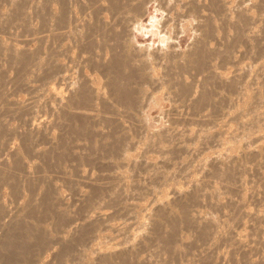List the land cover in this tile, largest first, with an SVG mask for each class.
Segmentation results:
<instances>
[{
	"label": "bare ground",
	"instance_id": "6f19581e",
	"mask_svg": "<svg viewBox=\"0 0 264 264\" xmlns=\"http://www.w3.org/2000/svg\"><path fill=\"white\" fill-rule=\"evenodd\" d=\"M8 1L10 2V0H8ZM16 1L21 2V0H16ZM34 1H36V0H34ZM58 1L59 0H57V2ZM64 1L67 2L68 0H64ZM91 1L92 0H90V1L88 0V2L91 3V12H89L90 11L89 8H88L89 10L87 9L88 12L91 14V15H89V16H91V18H87V17H83L82 16L83 18H80L79 19V18H77L76 15H75V17L74 16H71L72 15V12L74 11V10L72 11V9L70 10V11H72V12H70L71 15L70 14L67 15V12L69 11V7H70V6L67 7L68 6L67 3L69 5H70V3H69V1L67 3L64 2L65 5H67V6H64V5L62 6L61 3H63V0H60L61 3L60 2H58V3H60L59 6H62V8H61V10H58V12L56 13V14H58L60 12L59 13V16L58 15H56V16L54 15L55 17L58 16V23L56 21L54 22V23H57L58 27L57 28L55 27V30L54 31L51 30L52 33L50 31V29H52V28H50L49 31H47V32H49L51 34H46L47 33L46 32L45 33L46 35H44V30H43V33H42L43 35H41V31L42 30L40 32H39V30L38 31L36 30L37 32L40 33L39 34V37H37V32L35 30L29 29V26L30 25H28V28L26 27L27 30L29 29L30 31L28 30V32H27V30H26L25 33H22V32L21 33H18L17 32L18 34H16V33L14 34V37L17 36L20 39L22 38V40L25 41V44L26 43L29 44V42H31V41L33 42L36 39L37 40L40 39V42H41V40L44 41L48 37H51L52 40L53 39L58 40L59 41L58 45L61 46L62 45V44L60 45L61 42L65 41V40H68L69 42H68V44L64 45V48L61 47L62 49L59 48V49H61V50H59L58 49V45H57V49H56V46H55V49H53V50L56 51V52H57V50L59 52H63V51L70 52L72 50V47H74V46L80 49L79 50L80 51L79 52L80 54L79 53H78L79 55L76 54L77 55V58L74 57L73 58L74 60H72L73 61V64H74L73 67L76 66V67H79L80 68V70H79L80 71V75H78V76H73V74H71V75L69 74L68 75L66 73L61 75L59 72H58L59 73L58 74L56 71L59 70L58 68H60V67H58V65H56V64H58L59 61L56 60V59H54L55 58L54 57L55 55L53 54L54 56H52V53L50 52L51 50L49 52L51 53V56L54 57L53 58L54 61L56 60L58 62L56 64H53L54 62L51 63V61H49V59L51 57L48 58V62L47 61L44 62L42 60H38L37 59V56L40 55L39 54V51H40L39 49L40 48H38V49H35V48H32V47H31L32 49L31 48H28V47H20V48H18V47L15 46V44L12 46L13 43H11V46L9 45L10 42H9V44H6L7 41L5 40L6 41L5 42L2 39V37H1L2 32L4 30L5 31L6 30H9L12 27V26H10L11 25L10 24L11 21H13V22L15 21L16 22V20L14 19V14H15V17H16V15H18L17 17H19L20 14L21 15H24V14L27 15L26 12H28V11H26L24 13V11L23 10H20V9L25 4H27L28 2H31V1L28 0L27 3H25L23 1L22 4L24 3V5L18 3L19 4L18 5V10L14 8L17 5L16 6L13 5V8L15 10L14 9H11L12 7L9 8V9L14 10V11L8 10V13H5L4 12L5 15L0 16V31L2 30V32H0L1 33L0 34V59H4L3 62L5 61V62L8 63V66H5V67L1 66V64H0V66H1L0 67V264H117V263L118 264H159V262L164 263V264H169L171 262L170 259H173V257H171V256H173V255L174 256H177V255L178 256L187 255L186 254L187 251L184 250L185 249V246L186 247H189L191 245L192 246L197 245V246H199V248H201V250L198 253H196L197 255L194 254L193 255L194 258H192V256H191L192 259H190V260H188L186 262H182L181 263V264H195L193 262H194V259H195L196 256L199 259L202 258L203 259L202 261H204V259H206L205 260V262H206L207 260H209L208 258L211 259V256H214L215 255L214 253L217 252V249L219 250L220 247L223 248L222 244L224 246L226 245L227 246V249H225L224 254L223 253H220L219 254V255H222V254L223 255L220 257V260H218V257H217L216 259L218 261L216 263L214 262V264H264V226H262L264 224V203H262L263 204V208H261L259 210L256 209V210H253V211H247L245 213L243 212L244 213L243 215L244 216L246 215L248 217V223L243 220L245 217L243 216L244 218H242L241 217L242 215H240L238 213V210L241 209V211H243V208H246V206H248L250 203L252 204V201H253V203L255 201L257 203V201H261L262 200V202H263V200H264V199H262V198H264V172H261V170H260L261 167L264 165V142H263V144L260 143V140L263 139L262 136H264V133H263L262 136L255 135V136H252V138H249L250 140L247 139V141H249L253 146L252 147L249 146L250 147L249 148V147H247V144L249 142L247 144L245 143L246 144L245 148L247 147L248 149H246L245 153L243 154V155H245L244 158H242L243 157L242 153L244 152V150H243V152H242V150L241 151L239 150L240 153H241V156H242L241 158L242 159H245L246 156H248L247 157V160H244V161L248 162V160L250 159L249 162H251V163L248 162V163H244L243 164L242 161H241L242 164H237V163L240 162L239 159H237V160H239L238 162L236 161V158H238V157L233 158V159H235V161L233 159L232 160L231 159H228L229 161L228 160L223 161L220 157H217V153L215 154L216 157L211 158V159H208V161L211 160V162L214 164L213 161H215V158H217V159H219L218 161H221L223 164L225 162V165H223L224 167L221 166L222 168L220 167V168H217V169H215L213 171V168L211 169L210 165H208L209 163L206 162V164L210 168L208 170H211V172L213 173V177H215V180H220L221 179L222 182H224V185L223 184H220L221 185L220 187H222V185H223V188H224V186L226 185L225 190H226V188L229 189V191L230 190H233V192H232L233 194L232 195L234 196V194H237L238 197L240 195L239 193L242 194V192L240 190H243V189H246L247 190L248 189L249 190V193H250V195L248 193V195H249V199L248 200H246L248 198L247 195H246V197H247L246 199H244V198H241V199L240 198L239 199L236 198L235 199V198H233V196L231 197L228 194L229 197H227V195H226L227 198L224 199L225 200L224 202H221V201H223V200H221L222 197L220 199L218 198L219 200L216 201V199H212V194L209 193L210 192L209 191L210 188L207 187L208 190L207 189L205 190V188H204L205 185L203 186V184H201L203 188H201V190H200L199 185H198V183H199L198 181H200L199 179H201L200 177H199V179H194L193 178L191 180V183H193L192 188L194 189V190H192L193 191L192 193L194 194L193 195L194 196V199H196V197L197 198H199V197L202 198L203 200L201 201V199H200V201L201 202L204 201L203 204L209 201L211 203V205L212 204L214 205L213 207L216 206V208H214V209L217 210V211H219L218 209H220V208L217 209V207H222V208L223 207H232L233 208V209L230 208L232 210V211L230 210L231 212H229V213L227 212V216H228L229 221L227 219L226 220L221 219L220 216H219V220H217L218 216L215 215V214H213L212 213L213 212L212 210H210L212 212H206V213L203 212L204 213L203 214L202 212H200L201 209L200 210L199 209H196V208L194 209V206H193V209L196 212L192 213V210L190 209L191 207H190V204H189V202H192V200L189 201L188 198H184V197H187V196L190 198L189 195L191 193H189V190L188 189L187 190L184 189L185 190V192H184V190L180 189V186L178 187V185H177V187H176L175 186V183L176 182H175L174 183V186L176 188H174L173 189L174 191L172 192V193H174L173 194V196L175 197V198H173L174 200L172 202L171 201L169 202L170 197H169V200L168 201H167L168 198L166 199V203L164 201H163L164 202L163 203L162 201L159 200V202H162L161 203L162 204V207L166 208V210L164 208L163 209L161 208L160 213L159 214H155V215L158 216L157 218L154 216V213L155 212H153V216L156 218L155 222H151V219L152 218L154 219V217L151 214L152 218L149 219L150 221H148V223L149 222L153 223V226H152L153 230L150 229L152 233L150 234V232H149L150 230H148L149 229L148 228L147 230H148V233L149 234L147 233L148 235H145L146 234L145 233L144 236L141 235V236H143V238L141 236H137V237H141L140 239H138L136 237V234H135V233H137V232H135L136 230L134 229V232L135 233L131 231L133 228H137V229L142 228L144 226V223H145V221L143 223V220L144 219L142 221L141 220H138V219H140V217H141L140 215L141 214L138 215L140 217L137 218V220L135 218L136 216L135 217H134V215L133 216L132 215L130 216L131 211L133 212L135 209L138 208V207L136 208L135 206L136 205L138 206V204H140V203H138V204L135 205L134 202H136V201L135 200L134 201L131 200L135 196V194H134L135 192H133V191L136 190L138 192V190L137 189H134V188L137 187V186L139 188L140 184H143V183H140L139 185H135L136 184L135 182H137V180L135 181V176H137L136 175L137 173L134 171L135 169H132L131 170V171H133V173H131V172L128 171L129 174L134 175V176H131L130 175L131 176V179H130V177L129 178L125 177L121 173V171L123 173H125L123 170H121V171L120 170H117L116 172H113V171L116 170V169L114 170V163L115 164H116V162L118 163V165L117 164L115 165V168H117L116 166L122 167V165L124 164V170H125V164L127 163L125 161H127V159H130V157H132L130 155V152H129V150H131V149H129V147H128V149H125L124 152H121V151H122L123 148H125L126 145H129V146H133L134 147V146H137V144H138V141H136L135 139L133 140L131 138V135H129L130 137L128 138V132H129V130H132V128H135L133 130H137L136 128H139V129L141 128L142 129L145 126V125L143 126V123H144L143 121H145V120H143L141 118H137L135 120V118L139 116L138 114H136L138 116L135 115V118H133V116H134L135 113L132 114L130 112L124 111V110H122L120 108H117V107L114 110H112L111 112L107 111L106 110V107H101V105L104 106L105 104L109 103L111 100H110V98H108L106 96V93L104 91H102V89L100 88L101 86H96L95 85V82H98V77L95 76V75H93L90 72H87V70L83 67V63H84V65L86 67L90 66L91 68H93L94 72L98 68L97 62L99 64H103L104 63L103 67H104V69L106 70V72L108 74V78L111 77V76H113V75H115L116 74V70H115V68H116V46L117 45H121V43H119V44L116 43V32L118 31V29H119L120 26L121 27H128V29H130L131 27L133 28V26L131 24L132 23L131 20L129 19V14H127L126 11H117L116 12V2H119L120 0H93V4H92ZM128 1H130V0H128ZM177 1H179V0H177ZM186 1H188V0H185V2ZM192 1L194 2V0H192ZM192 1L186 2V3H191V6L194 4L193 6H195L194 8H196L197 5H195V3H192ZM195 1H197V0H195ZM209 1H211V0H209ZM221 1L222 2L220 4L223 3V0H221ZM230 1H232V0H229V2ZM0 2H2V1H0ZM4 2H5V0H4ZM226 2L229 3L228 0H226ZM238 2L239 3L236 4L237 6L239 4H242L241 2H243V0L242 1L241 0H238ZM262 2H263V0H262ZM12 3L14 4L15 2L12 1ZM42 3H43V1H42ZM207 3H208V1H207ZM227 3L222 4V5H224L223 7H225V5H226V7L228 8V6H230V5L228 4V6H227ZM260 3L261 2L256 3V5H254V6L252 5L250 7L253 8V7L257 6ZM2 4H3V2H2ZM15 4H17V3H15ZM41 4H39V5H41ZM185 4L183 3L182 6H184ZM196 4H197V2H196ZM201 4H202V1H201ZM201 4H200L199 7H197V8L200 9V12L198 11L199 9L197 10L199 12L198 14L200 16L202 14L201 13V11H202L201 10V8H202L201 7L202 6ZM208 4H210V3H208ZM213 4H215V3L213 2L211 4L213 6V8L211 7V9H215ZM234 4H235V2H234ZM244 4H245V1L243 2V4L241 6H244ZM262 4L264 5V3H262ZM20 5H22V7ZM29 5L30 4L25 5V6H29ZM35 5H37V4H35ZM46 5L48 6L47 3H46ZM186 5H185V8L186 7H188V8L190 7V6H188V5L186 6ZM32 6H34V5L32 4ZM44 6H45V4H44ZM44 6H40V7H42L45 10V7ZM49 6H51V5H49ZM84 6L86 7L85 4H84ZM215 6L217 7L216 4H215ZM237 6H234V8L235 7L238 8ZM0 7H1V5H0ZM38 7L36 9H38ZM40 7H39V9H41ZM65 7H67L68 9L65 8ZM87 7H88V5H87ZM89 7H90V5H89ZM223 7L222 8L220 7V8L225 11L227 8L223 9ZM49 8H50L49 10L51 11V7H49ZM52 8H53V6H52ZM205 8L207 9V6H205ZM208 8L210 9V6H208ZM218 8H217V10H214L215 12L216 11L217 12L218 11L220 12V13L218 12L219 14L217 13V16L218 15H221V12H222V10L220 11V9L218 10ZM230 8H233L232 5H231ZM230 8H229V10L227 9L229 12H230ZM244 8H245V6H244ZM22 9L25 10V8H22ZM242 9H243V7H242ZM246 9H249V7L247 6V8H245V10ZM34 10H35V8H34ZM46 10H48V8H46ZM46 10H45V12H47V14H48V11H46ZM84 10L87 11L86 8H83L82 12H84ZM236 10L238 11V9H236ZM262 10L264 11L263 8H261V11ZM35 11L37 12V10H35ZM39 11L40 10H38V12ZM177 11H178L177 16L180 15V17H183L182 15H184V17H185V15L187 13H189V14L186 15V16H190V12H186V14H185L184 13V10L183 11L180 10V12L183 13V14H181L179 12V10H177ZM210 11H208V14L210 13ZM224 11H223L222 15L225 13ZM228 11H226V12H228ZM237 11L236 12L234 11L235 14L237 13ZM261 11L260 12H257V14H254V13H251L249 11L239 10L238 13H237L238 14L237 15V18H235V19H233V17H235V16H233V17L225 16V17H230V19L229 18H226L228 20V22H227L226 19H223V18L219 19V23L221 22L220 20L223 19L224 20L223 23L226 22L225 23L226 25H230L232 27L234 26V28H233L234 30H236L235 29L236 27L238 29H241V30H237V34L240 33V32L249 31V35L248 36H247V34H243L245 36L242 35L243 36V38H242V36L240 35V37L243 40H244V37H245V40H246V41L244 40L246 42V45L244 44L245 45V48H243L242 50H240V52L243 55H247V53L248 54H251V52H252V55L253 56H251V55H248V56H251V58L249 57L250 59H252V57H253V61L255 62V65H254L253 64V61H251V64H253L255 67H251L252 65L251 66H248L246 64L245 65L243 64L244 65L243 66L244 68H243V67H241L239 65V63L242 62V61H239V59L236 60L237 57H236V59H233V60L230 59L231 61L228 59V61L230 63H232L234 61L232 64H234V63L236 64V66L234 64V67H236V68H234V70L232 72L234 74V76H232L233 78L230 75V77L232 79L231 80H227L226 79L227 82L229 81L228 83L226 82V84H227L226 85V88H227V86H228L229 83H230L229 84L230 86H228V87L229 88H233V90L230 89V91L232 90L231 92L234 91V88H235V91L234 92H237L238 90H240L239 89L240 88L239 86H238V89L236 87H237V83L242 84L241 81H245V82L246 81H249L248 84L246 82V84H247L246 87H248V85L251 82H255L256 83V82L259 81L258 79L260 77H262V80L260 79L261 80L260 83H263V80H264V78H263L264 77V60H260L261 57H259V55H258V54H260V56H261L262 54H264V51H263V49H264L263 48L264 47V15H263V11H262V13H261ZM0 12H1V10H0ZM229 12H228V14H229ZM53 13H54V10H53ZM258 13H260V14H258ZM28 14H29V16H25L26 18L27 17H30V13H28ZM50 14H49V16H50ZM208 14H206V15H208ZM228 14L225 13V15H228ZM204 15H205V12H204ZM231 15H233V13ZM243 15H245L246 18L243 17ZM196 16H198L197 13H196ZM200 16H198V18ZM205 16H204V18H205ZM212 16H214V14ZM12 17H13V19H12ZM219 17H224V16H219ZM241 17L245 19L244 22L242 21L243 19H241ZM21 18L24 19L23 16ZM21 18L20 19L17 18V19L18 20H22ZM33 19H35V18H33ZM52 19L54 21V18H52ZM81 19L83 20L82 22H80ZM26 20L24 19V21H22V22H26ZM42 20H44V19H42ZM46 20H48V19H46ZM198 20L201 21V19H198ZM204 20H206V19H203L202 18V21H204ZM215 20H217V19H215ZM200 21H198V22L201 23ZM22 22L20 21V23H22ZM49 22H50V20H49ZM208 22L209 23L207 24V20L204 21V23H206V27H208L209 24H211V23H212L211 24V26H212L213 23H214L213 22V19L210 22L209 21V18H208ZM42 23H43V21H42ZM199 23L197 24V27L199 25V28L203 27V30L206 29L205 26H201L200 27L201 24H199ZM219 23L217 22L218 26H219ZM223 23L221 22V24H223ZM227 23H229V24H227ZM15 24L16 25L17 24L19 25L18 21ZM44 24L46 26L47 23H44ZM44 24L42 26H44ZM57 25L54 24V26H57ZM32 27H35V26H32ZM213 27H215V28H213V30L210 31L211 33L214 31V29L215 30L217 29L216 28V25L213 26ZM13 28L14 27H12L11 29H13ZM15 28H17V27H15ZM199 28L197 30H199ZM208 28L210 29V26ZM226 28H227V26L224 29L227 30ZM32 29H34V28H32ZM209 29H206L208 31L207 34L210 33L209 32ZM220 29H221V31L222 30L224 31V29H222V28H220ZM206 30H205V32H206ZM21 31H23V30H21ZM228 31L227 32L225 31L223 34L228 33ZM6 32L8 33V31H6ZM199 32H200V35L203 34V31L202 30H200ZM250 32H251V35H250ZM259 32H261V33H259ZM211 33L209 35H212ZM214 33L215 32H213V35L214 36H217L218 35V34H214ZM233 33L235 35H237L235 31H233L232 34ZM8 34L9 35H12L13 33L12 32L11 33L9 32ZM228 34L230 35V33H228ZM228 34H227V36H228ZM205 35H206V33L203 34V36H205ZM209 35H207L205 37H209ZM213 35H212V37L214 38ZM221 36H222V34H221ZM221 36H219V37L222 40V37ZM225 36L223 37V38H225L223 40L230 39V36L228 38L225 37ZM231 36H232L231 39L233 41L230 44V48L228 47L227 44H225V48H229V52H230L231 46H232V49L234 48V51H235V54H236V50H238V49L235 50V47H237V46H234V45H236L239 40H240L239 42H241L242 39L239 38V40H237V37L238 36H234V37H233V35H231ZM17 37H16V39H19ZM205 37H204V39H206ZM217 37H215L214 39H217L218 40ZM8 38L9 37H7L6 39H8ZM211 38L209 40H211ZM16 39H14V40H16ZM204 39H203V41H204ZM198 40L200 41L201 39L198 38ZM72 41L74 42V44H71L70 43ZM173 41L174 42L170 43V45L168 44L169 46L167 47V49L169 50V48H170V50L168 51L169 52L168 54L166 53L167 55L166 54H162L161 52H159L161 48L158 49V51L156 50L157 52L155 50L153 51L154 53L151 52V53L157 55V56H153V57H155V60L158 59V58H160L159 60H161V58L162 59L164 58V60H166V61L168 60V61H170V63H172L174 60L175 61L177 60L176 57H179L178 56L179 55V52H181L182 49L180 51H178L179 50V48H178L179 47V44H177L175 42V40H173ZM199 41L198 42H195L196 45H194L195 47H193L194 48V51H191V53H190L191 56H189V57H191L190 58V61L192 62L191 65L192 64L193 65L195 64L194 66H196V69L198 67V65H196V64H199L198 58L201 56V55L198 56L199 55L198 54V48H200V47L202 48V45L199 44L200 47H198L197 50H195L196 46H198L197 44L199 43ZM218 41H216V42H218ZM226 41L230 42L229 40H226ZM245 42L242 41V43H245ZM224 43H226V42H224ZM205 44H206V41H205L204 45ZM133 46L134 45H131V47H133ZM206 46H208V45H206ZM206 46H203V48L205 49ZM255 46H257V47L255 48ZM53 47L54 46H52V48ZM209 47H211V46H209ZM42 48H44V47H42ZM96 48H99V51H97L94 54V50ZM139 48H140V46H139ZM212 48H214V46H212ZM216 48H219V47H215L214 50ZM223 48H219V50L221 49L220 51L223 52V50H222ZM254 48L256 50H257V48H259V50L256 51V50H254ZM146 49H148V48H146ZM204 49H203V52L206 51V49L205 50ZM85 50H86V52L83 53ZM137 50L139 52L140 49H134L133 51L135 52ZM216 50L214 52H216ZM146 51L148 53V50H146ZM146 51H145V53H146ZM164 51H166V49ZM211 51H213V50L211 49ZM109 52H111V55L110 56H108ZM214 52H212V53H214ZM219 52H216L217 53L216 55H219ZM225 52L227 53V51H225ZM229 52L226 55H228V54L231 53V52L230 53ZM261 52H262V54H261ZM159 53H161V54H159ZM163 53H165V52H163ZM212 53L210 52L209 54L211 55ZM62 54H60V55H62ZM64 54L67 56L66 53H64ZM180 54H182V52ZM152 55H151V57H152ZM203 55H204V53H203ZM214 55L213 54L211 55L212 58L216 56V55L215 56ZM166 56L169 59H166ZM196 56L198 58H196ZM202 56H201V60L203 58ZM204 56H206V55H204ZM67 57H69V56H67ZM153 57H152V59H153ZM182 57H180V58H182ZM217 57L218 56H216V58ZM220 57L222 58V55ZM220 57H218V58H220ZM227 57L233 58L234 56L230 57L228 55ZM227 57H223V58L224 59L225 58L227 59ZM239 57H241L242 58L241 60H243V57L244 56L242 57V55H241ZM41 58L42 57L39 56V59H41ZM99 58H100V60H98ZM209 58L205 59V57H204V59H205V61L203 62L204 65H205V62H208L209 61L208 60ZM245 58H247V57H245ZM43 59H47V58H43ZM53 59H52V61H53ZM196 59H197L198 63H195V62H197ZM226 59H225V63L228 64L229 62L227 63ZM131 60L135 64H139L140 63L139 58H137L134 55L132 56ZM182 60H179V62L182 63L183 62ZM187 60H189V58ZM199 60H200V58H199ZM210 60H211V58H210ZM156 61H158V60H156ZM156 61H155V63H156ZM202 61H200V63H202ZM212 61H211V63H212ZM149 62H150L149 61V58L145 59V62H144L145 66L144 67H147L148 68V70L146 71V76L149 79V82L152 83V84L150 83L152 86H155V85L158 86L160 84L159 86L161 87L162 86V82L164 81V83H165L168 80V78H167V80H165L164 77H162L163 79H159L158 77H156L155 76L156 68H154L153 65H149L151 62H154V61H151L150 63ZM158 62L160 63V61H158ZM162 62H163V60H162ZM222 62H224V61L222 60ZM244 62L245 61L243 60V63ZM127 63H128V61H127V59H125V61L123 63V66L126 67L127 66ZM62 64L64 65V63H62ZM207 64L208 63H206V65ZM209 64H208V67L206 65H205L206 67L204 65H202V66H204V69L205 68H208V69L210 68L212 70V68L209 66ZM212 64H210V65H212ZM217 64L218 63L216 62V64L214 63L213 65H217ZM220 64H218V65L221 66ZM169 65H171V64H169ZM177 65H180V64H177ZM59 66H60V64H59ZM161 66H163V65L161 64ZM246 66H248V69L250 67L251 72L249 74H251V76H249V74L247 73V72H249V70L246 69L247 72L243 70V69H245ZM63 67H65V65ZM171 67H173V66H171ZM216 67L217 66H215L214 68H216ZM165 68H167V67H165ZM254 68L256 69L255 75L253 74L255 72V69ZM10 69H15V71H14L15 72V75L12 76L11 74L8 73L10 71ZM63 69H66V67L63 68ZM72 69L73 68L67 69V71L68 70L71 71ZM210 69H209V71H211ZM217 69H219V68H217ZM252 69L254 70L253 73H252V71H253ZM54 70H56L55 71L56 74L53 72L54 73V76L57 75V74L59 76L61 75L58 80H67L66 81L67 82V86L66 87H67L68 92H69V94H67V95H70V96L69 97L67 96L68 97V99H67V97L65 96L66 94H65L64 97H62V98H66L67 100L64 101V99H62L61 97H56V96H59V94L58 95L57 94H54L56 96L52 100H53V102H54L55 105L48 104L49 105V106L47 105L48 110H46L47 107L44 110H41V111H36L37 110L36 108H35L36 110L34 109L35 106L40 105L39 103L41 101L39 102V98L41 96L39 97V95H41V94H39V93L32 94L27 101H25L24 103L19 104L21 101L19 103H17L18 102V99L16 98L17 99V102H16V100L12 97L13 93L10 94L9 93V90H8L9 88L5 87V85H6L5 82L6 81H8L9 83H12L14 85L16 84L17 87H18V84H19V87L18 88H21L22 85H23V87L24 86H28V83H27L28 80H26L27 78H31V77H33V78L34 77L40 78L38 76H41V75H45L47 77L48 75H52L50 73H52V71H54ZM64 71L62 73H64ZM79 71L77 70V72H79ZM219 71H220V74H218ZM40 72L42 74H40ZM214 72L211 73V74H213V73L215 74L213 77L216 78V76H217L218 77L217 79L221 80L219 82H222V83L224 82L223 84L225 85V80H224V77L225 76L223 77V75H222L223 72L221 70H218V72L216 73V69H215ZM206 73L208 74V72H206ZM252 75H254L253 76L254 78H252ZM204 76H208V75H204ZM209 76H211V75H209ZM6 77H8L7 80H6ZM48 77L50 78V76H48ZM52 77H53V75H52ZM181 77H182V75L180 76V78ZM226 77H229V76L227 75ZM43 78H45V77H43ZM121 78H123V77H121ZM183 78H181V79L177 78V79H179V81L180 80L182 81L181 83L180 82L178 83L177 81L174 82V83L170 82L171 89H170V87H167L172 92V91L175 90V89L173 90V88L175 87V85L173 86V88H172V85L176 83V86H178V89H179V90H177V93L179 92L180 93L179 95H181L180 97H182V98L178 97V98L182 99V101L181 100H178V101L183 102L182 105H180V107H177L176 104H175V107H176L175 108V111H177V112H175L174 114H176V115H174L173 117H171L172 120L169 118L173 122L172 123V127L167 130V127L166 126H163V127L166 128V131H164V130L162 131V126H161V130L158 129L157 130L158 132L156 131L157 133L155 132L156 129L154 130L155 133H153V132L150 131L149 133L151 135L148 136L147 139H145L146 140L145 141L146 147H144V149H142V150H144V153H145V149H146V151H148V150L151 151L150 149H154L157 152H160V154L162 156V158L159 159V160H161V162L157 161L159 163L156 164V166L162 165L161 163H165V165L166 164H168V165L170 164L171 167H172V165H174L175 168L176 167H179L181 169L183 168V170H186L185 168L190 169L189 166H192L194 164V163L192 165L189 164V162L191 163L192 161L189 160L188 162H183L185 159H183V161H181L180 160L181 158L179 159L180 161H178L177 158H179L180 156H178V157L175 156L176 157V160H174V158L170 157V155L173 154L174 152L179 151V150L180 151H184V152H190V153L191 152H194L196 150H199L198 149L199 143H198V146H197V144L195 145V143H194L193 140H195V142H196L197 139H198L199 142H202L203 140H204V142H207L209 140V139H206V136L205 135H203L205 137L202 136V132H205V131H203V128H205L203 125L205 123H208L210 121V118L211 117L210 118L207 117V114H210V113H206V114L200 113V114H202V115H200L198 112L202 110L203 105L205 107L206 103L208 104V102H209V104H210V102H213L212 101V98L214 96L213 97H211V96L214 93L211 92L212 93L211 94V93L208 92V90L202 89L201 87L204 84H202V86H200V87H198V85H197V87H196V85H194V83H192L193 80L191 81V83L193 84L192 85L190 83H186L185 82L186 80H182ZM207 79L208 78H205V77L203 78V80L200 79V80H202V81L205 82V86L208 85V84L206 85ZM209 79L212 81V79L210 77H209ZM41 80H42V78H41ZM170 80L175 81L172 78L169 79V81ZM30 81H31V79L29 80V82ZM187 81H188V79H187ZM214 81H216V79H214ZM214 81H212V83ZM235 81H237V83H235ZM120 82L123 83L122 81H120ZM245 82H244V84H245ZM20 83H21V85H20ZM62 83H65V82H62ZM108 83L113 87L112 93L114 95H116V75L113 76V77H111L109 79ZM208 83H209V81H208ZM217 83H218V81H217ZM12 84H9V86L12 85ZM167 84H169V82ZM167 84H166V86H168ZM14 85H12V86H14ZM263 85H264V83H263ZM163 86H164V84H163ZM209 86H207V89H208ZM216 86L219 87V85H217V84H216ZM256 86H257V84H256ZM23 87H22V89H23ZM30 87H32L33 89L32 88H29V89L34 90L33 85L30 86ZM223 87H221V89ZM243 87H245V86H243ZM243 87H241V90L244 89V91H245V88L246 87L245 88H243ZM203 88H205V87L203 86ZM249 88H247V89H249ZM37 89H36V92H37ZM43 89H45V88H43ZM176 89H177V87H176ZM252 89H249V90L251 91ZM262 89L259 87V89H258V95L261 93ZM17 90H19V89H17ZM210 90L213 91L212 89H210ZM226 90L228 92H230L229 89H226ZM259 90H261V91H259ZM11 91H12V88H11L10 92ZM146 91L144 93H142L141 98H144L146 96V94H147ZM220 91L222 92V90H220ZM220 91H219L218 99H219L220 96L222 97V95L220 94L221 93ZM246 91H245V93H246ZM263 91H264V89H263ZM263 91H262V93H263ZM33 92L31 91V93H33ZM44 92H46V91H44ZM217 92L218 91L215 90L216 95L218 94ZM234 92H233L232 95H234ZM31 93H29V94H31ZM16 94H18V93H16ZM27 94H28V92H27ZM37 94H39V95H37ZM238 94H239V92H238ZM256 94L257 93H255L254 96H256ZM148 95H149V93L147 94V96ZM227 95H229V93ZM227 95H225V96H227ZM237 95H234V100L237 99V97H238ZM258 95H257V97H258ZM262 95H259V96L262 97ZM49 96H53V95L50 94ZM122 96H123V98H126L127 101H132L133 100V96L129 92H123L122 93ZM174 96L176 97L177 95L174 94ZM225 96H224V98H225ZM231 96H227L228 97V101L231 98ZM215 97H217V96H215ZM248 97H249L248 99H251L250 95ZM261 97H258L256 104L258 102H260V101H264V99H263L264 96L262 98ZM241 98L242 97L239 98V100H241L240 102H242V99ZM246 98H244V99H246ZM49 99H50V97H49ZM210 99H211V101H210ZM218 99L216 98V101H218ZM252 99H253V97H252ZM213 100L215 101V99H213ZM221 100H222V98H221ZM49 101H51V100H48V102ZM178 101L177 102L175 101V102L178 103V104L179 103L181 104V102H178ZM219 101H220V99H219ZM224 101H227V100L225 99ZM231 101L233 102L232 104H234L233 99H231ZM237 102H238V100L235 101V104H237ZM253 102H252V104H253ZM49 103H52V101L49 102ZM213 103H216V102H213ZM246 103L249 104V102H246ZM44 104H42V105H44ZM217 104L215 106H218L220 103L218 105ZM229 104H230V106H233L231 104V102H229ZM252 104H251L252 107L250 105H248V108L251 107L250 109L253 110V105ZM210 105H212V104H210ZM240 105H241V103H240ZM247 105L245 106V104H244L242 107L245 106L244 108L248 109L247 108ZM255 105H254V110L255 109L256 110L255 111L253 110L254 111L253 112L254 114L257 113V109H259V107H256L255 108ZM215 106H214V108H215ZM192 107H193V109H192ZM226 107H228V106L226 105ZM260 107H262V106H260ZM237 108L239 109L240 106L239 107L237 106ZM237 108L235 107V109H237ZM198 109H199V111L197 112ZM229 109H230V111H232L233 108H229ZM250 109H249V111H250ZM217 110H219V109L217 108ZM240 110H241V108H240ZM213 111H216V109L213 110ZM225 111L223 113H225ZM233 111H234V109H233ZM233 111H232V113H233ZM238 111L239 110H236V113L235 114H231V112L225 114L226 117H229L230 118V120H229L230 122L229 123H233V122H231V120L234 119V118L237 119V117H238V119H240L239 117L242 114H244L245 111H246V113L249 112V111H247V110H245L243 108H242L241 111H239V113H238ZM250 112L252 114V111H250ZM217 113H216V115H217ZM197 114L200 115V116H197ZM211 114H210V116H211ZM254 114H252V116ZM257 114H258L257 116L254 115L255 116L254 118L253 117L252 118H249V120H247V121H243L244 119H242V117H241V120L243 121L242 123H241V121L239 122L238 119H237L238 122L237 121L236 122L237 123H240L241 125L245 126L246 128H250V126L251 127H254V126L256 127V125H258V124L254 125L255 123H257L255 119L258 120V118H260V117L263 118L264 117V111H261V112L259 111ZM25 115L26 116L27 115H31V117L28 116V119H26L25 118ZM221 115H222V112H221ZM244 115H247V114H244ZM5 116H10L9 118H12L11 116H13L14 118L15 117H19V118H25V119L22 122L23 125H21L20 123L19 124H17V123L16 124L15 123H11L10 122L11 119H10V121H8V119H6L7 117H5ZM128 116H129L128 119H124V118H126ZM218 116H216L217 119L219 118ZM60 117H62V119H65V120H63L65 123L63 121L60 122ZM130 117H132L131 118V122L129 120ZM223 117H221V119ZM244 117H246V116H244ZM250 117H251V115H250ZM229 118H227V120ZM133 119H134V121H133ZM221 119L219 121H221ZM247 119H248V117H247ZM126 120H129V121H126ZM166 120H168V119H166ZM211 120H212V118H211ZM213 120H215V119H213ZM225 120H223V121H225ZM227 120L225 122H227V124H229ZM260 120H258V121H260ZM77 121H80L82 123L83 127H82V129H76L75 131L78 132V133H80V135L82 133L84 135V136H81L82 138L85 137V136L87 137L88 134H91L93 137H95L96 141L99 143V148H101V149H103V148L104 149H109L110 151H116V153L119 154V156H118L119 157V160L125 162V163L120 162L117 159L118 157L115 158V161L113 162L112 160H113L114 157L112 159H111V157H108L110 161L108 160V158L105 159V160H108L107 162H110L109 163L110 164V167L112 166L111 164H113L112 169H111L112 170L111 173H108V171H107L108 174L106 172H103L104 174L105 173L107 174L106 176H103V178L106 177L107 180L109 179L108 181H105L106 178L104 180L102 178H95V177H98V176L99 177L102 176V175L101 176L99 175L101 171L99 173L97 172L98 174L97 173L96 174L98 176H95L96 175L95 174L94 175L95 177L94 176L92 177V176L88 175V174H90V172L88 171L89 172V173L87 172L88 174H85V175L81 176V178L79 177L80 179L77 178V179H79L78 181L76 180V182H78L77 184L79 185V182H80V184L83 183L84 185L86 184L89 187L92 186V188H94L93 189L94 194H97L98 192H103V191H106V190L107 191L110 190L111 187H112V185L113 184L115 185V183L117 185V182H119V181L126 183V182H130V180H131V183L132 182L135 183L134 184L135 187L133 189L131 187L133 183L132 184L130 183L131 184V186H130L131 189L128 187L131 191L133 190L132 192L130 191L131 192L130 194H131V197L132 198L131 197H127L126 196L127 194L126 195L124 194L128 199L130 198V201L131 202H129L127 200L129 202V204L127 203L128 205L126 204L124 206V203L122 202L124 200H122V201L119 200V203L120 202L123 203V207H118L117 206L119 203L117 202L118 204H116L115 202L118 201L116 199L121 194H119L120 193L119 192L120 190L118 191L119 193L118 192L117 193L114 192V190H116L115 189L116 188V185L115 186L113 185L114 188L113 187L112 188L114 190L111 189L112 190L111 191V194H110L111 196L108 194L109 197L106 198L107 201H103V202H105L106 205H103L104 203H101V204H98V206H97L96 205L97 203L95 201L99 197L96 198L94 196V198H95L94 199V198H92L93 196L92 197H91V195L89 196L88 193L85 191V188L87 187L86 186L84 189H80L79 187H77L78 189H76L74 187L75 188L74 189L75 191L73 190L72 193H74L73 195H74L75 198L73 197L72 199L74 201H76V202H79L80 205H79V207H77V209H72L73 205L71 207V205L69 203H67L66 198L64 196L65 194H63L62 191H60V188L58 187L61 184L58 183L59 185H56L55 183H53V181L55 179V175L57 176V174H58V176H57L56 179H59L60 180L62 178L61 180L64 181V184H66L67 182L65 183V181L69 180L70 177H72V176H70L66 172V170H68V169L65 170L63 167H61L63 169L58 168L57 173L55 175H53V173L51 174L50 172L46 171L44 169V167H42L43 166L42 161L43 160H47V156L50 153H53L54 152L56 154L58 153V155H60V156H64V155L66 157L69 156L68 153H67V151L64 150L65 151L64 152L63 149H62V148H64L63 146H65V145L61 146L58 143H55L56 142L55 140H51L52 139V134H53L52 129L55 128V127H57L59 125V123H64L65 126H63L64 124L62 126H63V128L66 127L65 129H67L68 127L72 126L73 123H75ZM261 121L258 122V123H260L258 125L259 127H261L260 126L262 124ZM126 122L127 123L130 122V124H127ZM168 123H170V122H168ZM211 123H213V122H211ZM193 124H195V125L196 124H199L197 126H199V127L201 126V127L200 128H198V127L194 128V127L191 126ZM87 125H92L93 129L91 127V129L89 128L90 129V131H89ZM231 125H234V124H231ZM236 125H234V126H236ZM207 126H206L205 129H207ZM211 127L213 128V126H211ZM215 127H217V126H215ZM145 128H146V126H145ZM237 128H236V130L238 131L239 129H237ZM243 129L241 131V134L243 136H246V134L249 135L248 132L247 133H244L243 132ZM263 129H264V127H263ZM217 130H216V132H217ZM226 130H227V132H230V133L232 131V133H231V135H232L233 134V130H235V129L229 128V130H231V131H228V129H226ZM248 130H250V129H248ZM252 130H253V128H252ZM258 130H259V128H258ZM159 131H161V132H159ZM222 131L223 130H221L220 132H222ZM76 132H75V134H77ZM142 132H144V131H142ZM216 132L214 131V133H216ZM214 133H211V135H213ZM250 133H251V131H250ZM254 133L252 132V135H254ZM204 134H206V132ZM218 134H216V135H218ZM220 134L221 135H224L223 133H220ZM235 134H236V137L234 136ZM235 134L232 135L233 137H235L233 140H235L237 138V136L239 137V135L236 132H235ZM77 135H79V134H77ZM134 135H137V134L135 133ZM216 135L214 134L213 136H216ZM248 135H247V137H248ZM213 136L211 138H214V139L217 138V139H215L216 141L217 140L218 141L220 140V139H218V137L220 135H218L216 137H213ZM98 137H100V138H98ZM247 137H244V140ZM15 138H19L20 139V146H17L16 147V146L13 145V139H15ZM75 138H76V136H75ZM228 138H230V137H228ZM74 139L72 138V140H74ZM78 139H80V138H78ZM128 139H130V140H128ZM201 139H202V141H201ZM42 140H44V142L46 140V143H48L50 145L49 146L42 145L44 143ZM72 140H71V142H72ZM231 140H232V137H231ZM53 141H55L54 142L55 144L53 143ZM187 141H191V142L193 141V142L191 144V143H189ZM235 141H237V139ZM41 142H42V144H41ZM227 142H228V140H227ZM244 142H246V141H244ZM202 143H200V148H202L201 146H204V145L207 144V143H203L204 145H201ZM231 143H229V144H231ZM243 144L244 143H242V145ZM75 145H77V148H81V150L84 148V146H83L82 143H78V144H75ZM75 145H74V147H76ZM84 145H86V144H84ZM208 145H210V143ZM231 145H230V147H231ZM215 146H217V145H215ZM220 146H222V145L220 144ZM225 147H226V144H225ZM234 147H235V145H234ZM66 148H69V147L67 146ZM66 148H64V149H66ZM71 148H73V146ZM71 148H69V150ZM240 149H242V148H240ZM73 150H71V152ZM203 151H205V150H203ZM225 151L228 152L227 149ZM81 152L82 151H80V153ZM92 152L94 153L95 151L92 150ZM151 152H153V151H151ZM80 153H79V151L77 153V150H76V154L77 155L80 154ZM82 153H84V152H82ZM88 153H89V151H88ZM69 154H70V151H69ZM76 154H74V155L77 156ZM72 155H70V156H72ZM80 155H78L77 158H79ZM82 155H84V154H82ZM86 155H88V154H86ZM91 155H92V153L90 154V156ZM140 155H139V157H140ZM219 155H221V154H219ZM226 155H228V153ZM232 155H235V153H233ZM99 156H100V153H99ZM101 156L103 158H106V156L105 157L103 155H101ZM173 156H174V154H173ZM251 156H253L254 158L251 159ZM82 157H84V156H82ZM92 157H94V155H92ZM92 157H90L91 159L89 158V156H88V159H87V157L86 158L84 157V158L87 159V160H89V159L92 160L93 159ZM102 157H100V158L102 159ZM227 157L229 158V156H227ZM232 157H235V156H231L230 158H232ZM96 158H99V157L97 156ZM100 158L98 160L101 161ZM239 158H240V156H239ZM75 159H76V157H75ZM79 159L83 160V158H81V157ZM124 159H125V161H124ZM212 159H214V160H212ZM217 159H216V165L214 164L215 166H217V164H219V162L217 161ZM72 160H73V158H72ZM84 160H83V162H84ZM102 160L104 162H106L104 159H102ZM140 160L141 159H139V161ZM143 160L144 159H142L141 162ZM202 160H203V158H202ZM92 161L94 162V161H96V159H93ZM134 161H133V164H131L132 161H128V162H129V165L130 166L132 165L133 167L136 168V164H137L136 162L137 161H135V162ZM147 161L144 162V163L147 164ZM211 162H210V164H211ZM77 163H80V162H77ZM149 163L151 164V162H149ZM80 164H82V163H80ZM102 164H104V163H102ZM105 164H107L109 166L108 163H105ZM119 164H122V165L120 166ZM201 164H195V169L197 171H200L202 169V167H205V163H203L204 166H202ZM90 165H92V164H90ZM94 165H95V162H94ZM108 166H106V167H108ZM139 166H141V165H139ZM57 167H60V166H57ZM90 167H92V166H90ZM145 167H146V165H145ZM152 167H155V165H153ZM152 167H151V170L153 172H151L150 169H147V171H149V172H147L146 170H144V172L146 171V173H147L146 176L144 177L145 179L151 180V181L153 180L156 184H157V181H155L156 179H160L161 180V178L164 179L165 177L168 179V177H167L168 174L167 173H168L169 170L167 172H164V171H166L165 169L163 171H161V170H155L154 171V169H152ZM147 168H149V167L147 166ZM129 170H130V167H129ZM183 170H180L179 169V172L181 171L184 174L186 171H183ZM190 170H192V169H190ZM194 170H192V171H194ZM205 170L202 171V172H204V174L206 172ZM252 170H254L255 173L258 172V174L256 173L257 174L256 177H258V175H259V177L257 179L255 177L254 178L253 177L251 178L249 176L250 174H253V173L250 172ZM79 171H80V174H81V170L80 169H79ZM118 171H120V172L118 173ZM173 171L174 170L172 169V172ZM134 172L136 174H134ZM179 172H176L175 171V173H179ZM189 172H191V171H189ZM189 172L187 171L186 174L189 173ZM211 172L208 171L209 174ZM249 172H250V174L248 175L247 173H249ZM169 173H170L169 174V177H170L171 172H169ZM182 173H180L181 175L179 174L180 175L179 177H182ZM245 173L250 177V179H248L249 177L248 178L245 177L246 175L244 177L241 176L242 174H245ZM141 174L138 175L137 177L139 178L141 176ZM172 175H174V172H173ZM189 175H191V173L188 174V175L183 176V178L184 177L186 178L187 176L189 177ZM195 175H196V172H195ZM211 175L212 174L208 175V177H210ZM68 176H70V177H68ZM78 176H80V175H78ZM127 176H129V175H127ZM171 177H174V176H171ZM191 177H192V175H191ZM196 177L198 178V176H196ZM140 178H142V177H140ZM202 178H205V177L203 176ZM110 179H111V181H110ZM167 179L166 180L164 179V181L169 182V179L168 180ZM73 180H74V184H75L76 183L75 182V178H73ZM73 180L71 181V183L73 182ZM116 180H117V182H116ZM184 180H186V179H184ZM205 180L206 179H204V181ZM142 181H143V179H142ZM142 181H140V182H142ZM201 181H202V179H201ZM145 182H146V184L149 183V181H146V180H145ZM145 182H144V184H145ZM154 182H152V183H154ZM162 182L160 183V185L162 184ZM211 182H212V180H211ZM222 182H220V183H222ZM77 184H75V186H77ZM146 184H145V186H146V188H148V186ZM213 184H214V182H213ZM247 184H249V186ZM26 185H27L28 189L30 190V192H27V189H25V186ZM216 185H218V184H216ZM216 185H214L215 188H216ZM153 186L155 187L156 185L154 184ZM206 186H207V184H206ZM182 188H184V187H182ZM198 188H199V190H198ZM123 189L124 188L122 187L121 190H123ZM157 189L158 188H155V190H157ZM95 190L97 191V193L95 192ZM151 190H152V188H149V192H151ZM160 190L162 192H164L163 189H160ZM225 190H223V191L225 192ZM93 191L90 190L88 192H91L90 194H92ZM152 191H154V188H153ZM186 191H188V192H186ZM195 191H196V193H195ZM197 191H198V193L200 191H202V192L199 193L202 196H199L198 197L197 195H199V194L197 193ZM234 191H236V192L237 191H240V192H237L236 193ZM243 191H245V190H243ZM154 192H156V191H154ZM166 192H168V191H166ZM72 193H70V194H72ZM107 193L108 192H106V195H107ZM138 193L139 194H142L140 192V190H139ZM138 193H137V196L139 197ZM152 193L153 192H151V194ZM169 193H171V192H169ZM212 193H214L213 195H215V194L216 195H219L217 192H214V190L212 191ZM158 194H160V193H158ZM101 195H102V193H101ZM124 195H122V196H124ZM153 195H157V192H156V194H153ZM242 195H240V196H242ZM125 196L122 197V198L127 199ZM137 196H135V198H137ZM203 196L206 197V198H208V201H207V199L204 200L205 198ZM103 197H104V194H103ZM103 197H101V198L104 199ZM110 197L113 200H116V201H112V203L113 202L115 203V207H118L117 209L120 208V210H123L122 215H123V213H125L126 216L127 215H129V216L128 217H124L123 216V218H125V219L127 218V219L126 220L124 219L125 221H124V223L122 222L123 223L122 225H120V224L117 225V226H120V227L117 228L116 231H115L116 232V234H115L116 237L113 235L114 239H116V240L113 241V242L111 241L112 242V247L111 248L108 247L109 249L108 250H105V247L107 245L106 246L104 245L105 247H103V249H104L103 250L102 249L103 244H102V242H100V241H102L101 239H103V237H101V239L98 240L99 239L98 238L99 236H97L98 234L96 233L97 234L96 235L94 233V231L95 230L97 231V228L98 229L101 228L100 231L102 230V233H103V230L105 229V227H108L109 228V226H111V224L109 225V223H108L109 221H111V220H109V217H110V219H112V217H113V216L111 217V213H110V215L107 213L109 216L106 217V215L105 216L103 215L104 213H101L100 212V210L102 208H105V207H113V206H111V205H113L111 202H110L111 204L107 205V203L110 201V200L108 201V199ZM156 197L154 198V201H155ZM217 197H219V196H217ZM197 200H199V199H196V201ZM213 200H215V201H213ZM74 201L72 203H74ZM200 201H199V204H200ZM256 203H254V204H256ZM206 204H208V203H206ZM259 204L261 206V203H259ZM121 206H122V204H121ZM213 207H212V209H213ZM90 208H91V210L89 211L88 209H90ZM95 208L96 209L99 208L100 210H96ZM133 208H134V210H133ZM142 208H143V209H141L142 212H139V213H144L143 211H145V215H146V210H145L146 207L145 208L142 207ZM257 208H259V206H257ZM114 209H113V211H114ZM150 210H151V208H150ZM150 210H148V213L149 214L152 212V210H151V212H149ZM163 210H165V211H163ZM215 210H214V212H216ZM203 211H204V209H203ZM116 212H118V211H116ZM134 212H136V211H134ZM114 213L115 212H113L112 214H114ZM136 213H132V214H136ZM120 214L121 213L119 212L116 215H120ZM223 214H224V212H223ZM121 216H119V217H121ZM216 216H217V218H215ZM148 217L150 218V215ZM143 218H144V216H143ZM167 222L170 223L171 225H169ZM166 223L168 224V227L171 228L169 231H166L167 229H165V227H166L165 224ZM112 224H114V223L112 222ZM102 225L105 226V227H103L104 229L101 227ZM242 225L248 227V230L245 231L244 234H241V232L239 231V228ZM113 226H115V225H113ZM112 227H110V228L112 229ZM181 227H182V229L187 227L186 230L187 229H190V230L192 229L191 231L194 232V233L196 232L195 235H197V237L195 239L194 238L192 239L191 237L194 235L193 234L190 237V239H192V240H187L188 242H185V240L182 239L183 242H181L179 240L181 237L178 239V237L180 236V229H181ZM146 228L144 227L143 229L145 230ZM143 229H142V232H141L142 234H143V232H145V231H143ZM105 230L107 231L108 229L106 228ZM112 231H113V229H112ZM102 233L100 234V232H99V234L101 236H102ZM106 235H109L108 238L112 236L111 234H106ZM183 235H182V237H183ZM105 237H104V240H105ZM108 238H106V239H108ZM109 239L110 240L111 239L114 240L113 238H109ZM177 241L178 242L180 241L179 244H181V245H177ZM111 242L108 241V244L111 243ZM87 243H92V245H89ZM105 243H107V241H105ZM60 245H62V249L61 250H57ZM87 246H91V247H87ZM199 248H198V250H199ZM144 251L148 252L147 253L148 255L146 254L147 256L140 257L139 255L142 252H144ZM46 252H49V254L47 256H43L44 253H46ZM253 253H254V256L257 253H261L260 256L255 261H252V259L251 260L248 259V257L251 254H253ZM52 254H53V257H50V256H52ZM238 254H240V256ZM55 258H57V260H55ZM214 260H215V257H214ZM214 260H212V261H214ZM207 262H209V261H207ZM211 264H212V262H211Z\"/></svg>",
	"mask_w": 264,
	"mask_h": 264
},
{
	"label": "rangeland",
	"instance_id": "374dc122",
	"mask_svg": "<svg viewBox=\"0 0 264 264\" xmlns=\"http://www.w3.org/2000/svg\"><path fill=\"white\" fill-rule=\"evenodd\" d=\"M0 1H2L3 2V4H2V2H0V5H1V12H0V16H3V15H5V13H8V10H11V9H17L18 10V5L19 4H22V2L24 1L25 3H27V1L28 0H21V2H19V1H16V0H12V1H14L15 3H17V4H13L12 3V1L10 0V2L8 1V0H5V2H4V0H0ZM29 1H31V2H28L27 4H25V5H28V4H30L29 6H25L24 5V3L22 4V5H24L23 7H22V5H20L22 8H25V10L24 9H22L21 7V9L20 10H23L24 11V13L26 12V11H28V12H26L27 13V15L26 14H24V15H19V17H17L18 15H16V17H15V14H14V19L16 20V22L14 21H11V25L10 26H12V27H14L13 29H9V30H6V31H8V33L10 32H12L13 34L12 35H9L5 30L2 32V30L0 31V32H2V34H1V37H2V39L6 42V44H9V42H10V46H11V43H13L12 44V46L15 44V46L16 47H18V48H20V47H28V48H35V49H38V48H40L39 50V54L40 55H38L37 56V59L38 60H42V61H47L48 62V58L49 57H51L50 59H49V61H51V63L52 62H54L53 64H56V63H58L56 60H58L59 61V63L58 64H56V65H58V67H60V68H58L59 70H54V71H52V73H50V74H52L53 75V77H52V75H48V76H50V78L47 76H45V75H41V76H38V77H40V78H36V77H31V78H27L26 80H28L27 81V83H28V86H24L23 87V85H22V87H23V89H22V87L21 88H18L19 87V84H18V87L16 86V84L14 85V84H12V83H9L8 81H6L5 83H6V85H5V87H7V88H9L8 90H9V93L10 94H12L13 93V95H12V97L16 100V102H17V99H18V102L17 103H19L20 101V103L19 104H21V103H24L25 101H27L28 99H29V97L32 95V94H36V93H39V94H41V95H39V94H37V95H39V104L40 105H37V106H35L34 107V109L36 110V111H41V110H44L46 107H47V105L48 104H51V105H55L54 104V102H53V98H55V96L56 95H54V94H59V96H56V97H64V95L67 97H69L70 95H67V94H69V92H68V89H67V80H58L59 78H60V76L62 75V74H73V76H78V75H80V68L79 67H73V61L72 60H74L73 58L75 57V58H77V55L76 54H78L80 51V49L79 48H77V47H72V50L70 51V52H66V51H63V52H59L58 50H57V52L56 51H54L53 49H55V46H56V49H57V45H58V43H59V41L58 40H55V39H53L52 40V38L51 37H48L47 39H45L44 41H42L41 40V42H40V39L39 40H35V41H31V42H29V44H25V41H23L22 40V38L20 39L19 37H17V36H15L14 37V34L16 33V34H18V33H25V31L27 30V28H28V25H30L29 26V29H31V30H39V32L41 31V35H43L42 33H43V30H44V35H46V34H51L52 33V31H54L55 30V27L57 28L58 27V25H57V23H58V16H59V13L58 14H56L57 12H58V10H61V8H62V6L64 5V6H67V7H69V11L67 12V15H71V13L70 12H72L73 10V12H72V15L71 16H74L75 17V15L77 16V18H83V17H87V18H91V16H89V15H91L89 12H91V3H89L88 2V0H68L69 1V3H70V5L66 2V1H64L63 0V3H61L60 2V0L58 1V2H60L61 3V5L62 6H59L60 5V3H58L57 2V0L55 1V0H36V1H34V0H29ZM42 1H43V3H42ZM90 1V0H89ZM184 1V2H183ZM190 1H192V0H188V1H186V2H190ZM201 1H202V4H201ZM207 1H208V3H210V4H208L207 3ZM242 1V0H241ZM245 1V4H244V6H245V8H247V6L249 7V9H246L245 10V8H244V6H241L242 4H243V2ZM257 1V2H256ZM261 2L260 4H258L257 6H255V7H253V8H251L250 6H254V5H256V3H259V2ZM9 2V3H8ZM43 4H41V3ZM51 4H50V3ZM67 3V5H65V3ZM88 2V3H87ZM92 2V4H93V0L91 1ZM185 2V0H179V1H177V0H130V1H128V0H120L119 2H116V12L117 11H126V13L127 14H129V19L131 20V24H132V26H133V28L131 27L130 29H128V27H119V29H118V31L116 32V43H121V45H117L116 46V68H115V70H116V95H114L113 93H112V90H113V87L108 83V81H109V79L111 78V77H113V76H115V75H113V76H111V77H109L108 78V74H107V72H106V70L104 69V67H103V65H104V63L103 64H99L98 62H97V66H98V68H97V70H95V72H94V70H93V68H91L90 66H88V67H86L85 65H84V63H83V67L87 70V72H90V73H92L93 75H95V76H97L98 77V82H95V85L96 86H101L100 88L102 89V91H104L105 93H106V96L108 97V98H110V102L109 103H107V104H105L104 106L103 105H101V107H106V110L107 111H109V112H111L112 110H114L116 107L117 108H120V109H122V110H124V111H127V112H130V113H132V114H134V116H133V118H135V115L136 114H138V115H136V116H138V117H136L135 118V120L137 119V118H141V119H143V120H145V121H143L144 123H143V126L145 125L146 126V128H145V126L141 129H139V128H136L137 130H133V129H135V128H132V130H129V132H128V138L130 137L129 135H131V138L134 140H136V141H138V144H137V146H129V145H126L125 146V148H123L122 149V151L121 152H124V150L125 149H128V147H129V149H131V150H129V152H130V155L132 156V157H130V159H127V161H125V159H124V161L125 162H127L126 164H125V170H124V164L122 165V164H119L120 166L122 165V167H119V166H116L117 168H115V165L117 164L118 165V163L116 162V164L114 163V170L115 171H113V172H116L117 170H123L125 173H123L122 171H121V173L125 176V177H127V178H129L130 177V179H131V176H134V175H131V174H129L128 173V171L129 172H131V173H133V171H131L132 169H135L134 171L137 173H135L134 172V174H136L137 176L138 175H140L141 173V176L140 177H142V178H138L137 176H135V181L137 180V182H132L131 183V180H130V182H117V180H116V182H117V185H116V183H115V185H116V190H114L113 188H114V186L112 185V187H111V189L112 190H114V192L115 193H117L119 190V194H121L119 197H117V199L116 200H118V201H116V200H113L111 197V199L109 198L108 199V203H107V205H109V204H111L112 203V201H116L115 203L116 204H118L119 203V200H124V201H122L123 203H124V206L128 203L129 204V202H131L130 201V198L128 199L127 197H131V192L133 191H131L130 189H131V187H132V189L135 187V185H139L140 183H143V184H140V186H139V188H138V186L137 187H135L134 189H137L138 190V192H139V190H140V192L142 193V194H139L136 190L135 191H133V192H135L134 194H135V196H137V193H138V195H139V197L137 196V198H135V196H134V198L133 199H131V200H135L136 202H134L135 203V205L136 204H138V203H140V204H138V206L136 205L135 207L137 208V209H135L134 210V208H133V210L134 211H136V212H132L131 211V213H130V216L132 215H134V217L136 218V220H137V218H139L140 216L142 217H140V219H138V220H143V223H144V221H145V223H144V226L142 227V228H139V229H137V228H133L131 231L132 232H134V229L136 230L135 232H137V233H135L136 234V237L137 236H141V235H143L144 236V234L145 235H148L149 233H148V230H153V228H152V226H153V223H151V222H155V220H156V218L158 217L157 215H155V214H159L160 213V211H161V208L163 209L164 207H162V202L164 201L165 203H166V199H167V201L169 200V197H170V200H169V202L171 201H173L174 199L173 198H175L174 196H173V194L174 193H172L174 190V188H176L177 187V185H178V187L180 186V189H182V190H184V189H188L189 190V193H191L189 196H190V198L187 196V197H184V198H188L189 199V201H191L192 200V202H189L188 200V202H189V204H190V209L192 210V213H194V212H196L194 209L196 208V209H201L200 210V212H204V213H206V212H212L213 214H215V215H217L218 216V218H217V216L215 217V218H217V220H219V216H220V218L221 219H224V220H228L229 221V219H228V216H227V212L229 213V212H231L232 210L231 209H233L232 207H217V209L218 208H220V209H218L219 211H217V210H215L214 208H216V206L215 207H213L214 205L212 204L211 205V203L208 201V198H206V197H204L205 199L204 200H206L207 199V201L208 202H206V203H210L209 205L208 204H206V203H204L203 204V202H201L203 199L202 198H200L199 196H202L201 194H199L200 192H202V191H200L199 193H198V191H197V193L199 194V195H197L199 198H197L196 197V199H199V200H197L196 201V199H194V194L192 193L193 191L192 190H194L193 188H192V186H193V183H191V180L194 178V179H199V177L202 179V181H201V179H199L200 181H198L199 183H198V185H199V188H200V190H201V188H203L202 187V185L201 184H203V186L205 185L206 186V184H207V186L205 187L204 186V188H205V190L207 189L208 190V188H210L209 189V193H211L212 194V199H216V201L217 200H219L221 197V200H223V201H221V202H224L225 200L224 199H226L227 197H229L228 196V194L232 197L233 195V190H230L229 191V189H227L226 188V190H225V187H226V185L224 186V188H223V185H224V182H222V180L220 181V180H215V177H213V173L211 172V170H208V169H210L209 168V166L208 165H210V167H211V169L213 168V171L215 170V169H217V168H220L221 166L222 167H224L223 165H225V162H224V164L221 162V161H218L219 159H217V158H215V161H213L214 162V164L216 165V159H217V161L219 162V164H217V166H215L212 162H211V160H209L210 162H211V164H210V162L208 161V159H211V158H214V157H216V153H217V157H220L223 161H225V160H228V159H233V158H236V157H238V158H236V161L238 162L239 160H240V162L239 163H237V164H244V163H248L249 162V160H248V162H246V161H244V160H247V157L248 156H246V158L245 159H242V158H244V156L245 155H243L244 153H245V151H246V149H248L247 147H252L253 145L249 142V141H247V139L248 140H250L249 138H252V136H255V135H257V136H262L263 135V131H264V129H263V127H264V117L263 118H258V120H260L261 121V127H259L258 125L260 124V123H258V122H260V121H258L257 119H255L256 120V122L257 123H255L254 125H256V124H258V125H256V127L254 128V127H251L250 125V128H246L245 126H243V125H241L240 123H237L238 122V120H239V122L241 121V123L243 122V121H247V120H249V118H254L255 116H257L258 114V112L260 111H264V101H260V102H258L257 104H256V102H257V99H258V97H261V96H259V95H262L263 93H264V91H263V87H264V85H263V83H264V80H263V83H260V81L262 80V77H260L257 81L259 82H251L249 85H248V87H246L247 86V84L249 83V81H246L247 82V84H246V82L245 81H241L242 82V84H240V83H237V81H235V83H237V89H238V86L240 87L239 89L240 90H238L237 92H234L235 91V88H234V95H237L238 94V92H239V94L237 95L239 98L240 97H242L241 99H242V102H240L241 100H239V98L237 97V99H235L234 100V95H232L233 94V92H231L232 90H233V88H229L228 86H230L229 84H228V86H227V88H226V79L227 80H231L233 77L232 76H234V74L232 73L233 72V70H234V68H236V67H234V64H232V63H230L229 61H228V59L230 60V59H236V57H237V59L236 60H238L239 59V61H242V62H240L239 63V65L241 66V67H243L245 64L246 65H248V66H251V67H255L254 65H255V62L253 61V57H252V59H250L251 58V56H253L252 55V52H251V54H248L247 53V55H243V54H241V52H240V50H242L243 48H245V45H246V40H245V37H244V40L242 39L243 38V36H245V35H243V34H247V36L249 35V31H246V32H240V33H238L237 34V30H241V29H238L236 26V30H234L233 28H234V26L232 27V26H230V25H226L225 23H223L224 22V20L223 19H226V18H229L230 19V17H233V16H235V17H233V19H235V18H237V13H238V11L239 10H244V11H249V12H251V13H254V14H257V12H260L261 11V8H263L264 9V5L262 4V3H264V0H263V2H262V0H243V2H241L242 4H239L238 6L236 5L237 3H239L238 2V0H232V1H230L229 2V0H228V2L229 3H227L226 2V0H223V3L222 4H225V3H227V6H228V4L230 5V6H228V8L226 7V5H225V7H223L224 5H222V4H220L222 1L221 0H211V1H209V0H197V1H195L194 0V2L192 1V3H195V5H197L196 6V8L197 7H199L200 6V4L202 5L200 8H201V16L198 14L199 12H200V9L199 8H194L195 6H191V3H186ZM196 2H197V4H196ZM200 4H199V3ZM206 2V3H205ZM214 2L216 5H217V7L215 6V4H213L214 5V8L215 9H211V7L213 8V6L211 5L212 3ZM225 2V3H224ZM234 2H235V4H234ZM8 3V4H7ZM19 3V4H18ZM41 4V5H39V4ZM46 3L48 4V6L49 5H51V6H49V7H51V11L49 10L50 8L46 5ZM183 3L185 4H187L188 6H190L189 8L188 7H186L185 8V5L184 6H182L183 5ZM204 3V4H203ZM32 4L35 6H32ZM35 4H37V5H35ZM44 4H45V6H44ZM84 4L86 5V7L84 6ZM234 4V5H233ZM13 5H17L16 7H14L13 8ZM87 5H88V7H87ZM89 5H90V7H89ZM182 7H181V6ZM186 5V6H187ZM219 5V6H218ZM231 5H232V7L233 8H230L231 7ZM263 5V6H262ZM9 6V7H8ZM40 6H44L45 7V10H46V8H48V10H46V11H48V14H47V12H45V10L42 8V7H40L41 9H39V7ZM47 6V7H46ZM52 6H53V8H52ZM82 6V7H81ZM84 6V7H83ZM205 6H207V9L205 8ZM208 6H210V9L208 8ZM234 6H237L238 8H236V9H238V11L234 8ZM260 8H259V7ZM12 7V8H11ZM38 7V9H36ZM67 7H65V8H67ZM193 7V8H192ZM219 7V8H218ZM223 7V9H225V8H227L228 10H229V8H230V12L226 9L225 11L224 10H222L221 8ZM241 7V8H240ZM242 7H243V9H242ZM9 8H11V9H9ZM34 8H35V10H37V12L34 10ZM60 8V9H59ZM82 8V9H81ZM83 8H86V10L89 8L90 9V11L88 12V10L87 11H85L84 10V12H82V10H83ZM217 8H218V10L220 9V11L222 10V12H221V15H218L217 16V13L219 12H215L214 10H217ZM240 8V9H239ZM251 8V9H250ZM14 9V10H15ZM68 9V8H67ZM72 9V11H70ZM196 9V10H195ZM199 9V10H198ZM209 9V10H208ZM259 9V10H258ZM14 10H11V11H14ZM38 10H40L39 12H38ZM53 10H54V13H53ZM56 10V11H55ZM177 10H179V12H180V10L181 11H183L184 10V13L186 14V12H190V16H186V15H188L189 13H187L186 15H185V17H184V15H182L183 17H180V15H178L177 16V13H178V11ZM199 12H198V11ZM212 12H211V11ZM232 10V11H231ZM258 10V11H257ZM30 11V12H29ZM43 11V12H42ZM67 11V10H66ZM208 11H210V13L208 14ZM223 11L225 12V13H227L228 14V12H229V14L228 15H225V13L222 15V13H223ZM226 11H228V12H226ZM237 11V13L235 14V12ZM263 11V10H262ZM262 11H261V13H262ZM5 12V13H4ZM52 14H50V13ZM86 12V13H85ZM197 13V15L198 16H200L199 18H198V16H196V13ZM204 12H205V15L206 14H208V15H204ZM233 13V15H231L232 13ZM23 13V12H22ZM28 13H30V17H25V16H29V14ZM37 15H36V14ZM46 13V14H45ZM75 13V14H74ZM85 13V14H84ZM88 13V14H87ZM181 14H183L182 12H180ZM220 13V12H219ZM218 13V14H219ZM231 13V14H230ZM34 14V15H33ZM49 14H50V16H49ZM74 14V15H73ZM82 14V15H81ZM84 14V15H83ZM214 14V16H212V15ZM258 14H260V13H258ZM33 15V16H32ZM41 15V16H40ZM56 15H58L57 17H55ZM263 15H264V11H263ZM23 16L24 17V19L26 20V22H22V21H24V19L23 18H21V17ZM83 16V17H82ZM204 16H205V18H204ZM209 16V17H208ZM219 16H230V17H219ZM180 17V18H179ZM198 19H201V21L200 20H198ZM214 17V18H213ZM243 17H245V15H243ZM22 19V20H18V19ZM30 18V19H29ZM33 18H35V19H33ZM52 18H54V21H53V19ZM202 18L203 19H206L207 20V24L209 23L208 22V18H209V21L211 22L212 21V19H213V25L211 26V24H209V26H210V29L208 28V27H206V23H204V21H206V20H204V21H202ZM221 18H223L222 20H220L223 24H221V22L219 23V19H221ZM246 18V17H245ZM12 19H13V17H12ZM11 19V20H12ZM42 19H44V20H42ZM46 19H48V20H46ZM56 19V20H55ZM181 19V20H180ZM211 19V20H210ZM215 19H217V20H215ZM241 19H243L242 21L244 22L245 21V19L244 18H242L241 17ZM49 20H50V22H49ZM227 20V19H226ZM17 21H18V23H19V25L17 24H15V23H17ZM20 21L22 22V23H20ZM42 21H43V23H42ZM57 22V23H54V22ZM83 20L81 19L80 20V22H82ZM198 21H200L201 23H199ZM205 24H203V23ZM217 22L219 23V26H218V24H217ZM227 22H228V20H227ZM26 23V24H25ZM28 23V24H27ZM44 23H47L46 24V26H45V24ZM50 23V24H49ZM201 24L200 25V27L201 26H205V28L206 29H209V32L210 31H212L213 30V28H215V27H213V26H215L216 25V30L214 29V31L213 32H215L214 34H218L217 36H214L213 35V32L211 33L213 36H214V38L215 37H217L218 38V40L217 39H214L213 37H212V35H209L210 33H208L207 34V30L206 29H204L203 30V27H201V28H199V25H198V27H197V24ZM216 23V24H215ZM23 24V25H22ZM44 24V26H42ZM54 24H56L57 26H54ZM203 24V25H202ZM215 24V25H214ZM221 24V25H220ZM225 24V25H224ZM227 24H229V23H227ZM14 25V26H13ZM24 27H22V26ZM27 25V26H26ZM51 25V26H50ZM32 26H35V27H32ZM53 26V27H52ZM227 26V30H225L224 28ZM15 27H17V28H15ZM27 27V28H26ZM31 27V28H30ZM224 27V28H223ZM32 28H34V29H32ZM36 28V29H35ZM38 28V29H37ZM48 30H47V29ZM50 28H52V29H50ZM54 28V29H53ZM199 28V30H197ZM220 28H222V29H224V31L222 32L221 31V29ZM28 29V30H29ZM49 29H50V31H51V33H49V32H47V31H49ZM233 29V30H232ZM21 30H23V31H21ZM28 30H27V32H28ZM46 30V31H45ZM200 30H202L203 31V34L204 33H206V35L205 36H207V35H209V37H205V36H203V34L202 35H200ZM205 30H206V32H205ZM229 30V31H228ZM30 31V30H29ZM36 31V32H37ZM227 32L228 31V33H230V35L228 34V33H226V34H223L224 32ZM233 31H235L236 32V34L237 35H235L234 33L232 34V32ZM243 31V30H242ZM6 32V33H5ZM18 32V33H17ZM39 32H37V37H39ZM47 32V33H46ZM239 32V31H238ZM46 33V34H45ZM202 33V32H201ZM242 33V34H241ZM259 33H261V32H259ZM221 34H222V36H221ZM227 34H228V36H227ZM40 35V36H41ZM225 37H229L230 36V39L232 38V36L231 35H233V37L234 36H238L237 37V40H239V38H241L240 37V35L242 36V41L243 42H245V43H242V41L241 42H237V44L239 45H234V46H237V47H235V50L236 49H238V50H236V54H235V51H234V48L232 49V46H231V50H230V52H229V48H230V44L232 43V39L230 40V39H226V40H229L230 42H228V41H226V40H223V39H225V38H223L224 36ZM250 35H251V32H250ZM12 38H11V37ZM200 36V37H199ZM203 36V37H202ZM219 36H221L222 37V40H221V38L219 37ZM7 37H9L8 39H6ZM16 37L17 38H19V39H16ZM204 37L206 38V39H204ZM212 37V38H211ZM198 38L199 39H201L200 41L198 40ZM211 38V40H209ZM11 39V40H10ZM14 39H16V40H14ZM203 39H204V41H203ZM10 40V41H9ZM13 40V41H12ZM50 40V41H49ZM173 40H175V42L177 43V44H179V50L178 51H180L181 49V52H182V54H180L181 52H179V57H176V61L174 60L172 63H170V61H166V60H164V58L162 59L161 58V60H159L160 58H158V59H156V60H158V61H160V63L158 62V61H156L155 60V57H153V56H157V55H155V54H153L154 52V50L156 51H158V49H160V51L159 52H161L162 54H168L169 52V50H170V48H169V50L167 49V47L170 45V43H172V42H174ZM199 41V43L197 44L198 46H196V48H195V50H197V48L198 47H200V45L199 44H201L202 45V48L200 47V48H198V56H202L203 55V53H204V55H206V56H202L203 58H202V60L204 59V57H205V59H207V58H209L212 54L214 55H216L217 53L216 52H219L220 50H219V48H225V44H227L228 45V47L229 48H223L222 50H223V52L225 53H223L222 51H220L219 52V55H216V56H218V57H220L221 55H222V58L220 57V58H216V56L215 57H213L212 58V56L210 57L211 58V60H210V58L208 59L209 61L208 62H205V65H206V63H210V64H216V62L218 63V64H220L221 66H219L218 64L217 65H210L209 64V66L212 68V70L211 71H209V69L208 68H205L204 69V61H205V59L202 61L201 60V56L199 57L200 58V60H199V58L196 56V58H198V61H199V64H196V65H198V67H197V69H196V66H194L193 64L191 65V61H190V58L191 57H189V56H191V51H194V48L193 47H195L194 45H196V43L195 42H198ZM23 41V42H22ZM46 41V42H45ZM205 41H206V44L204 45V43H205ZM216 41H218V42H216ZM52 42V43H51ZM56 42V43H55ZM68 40H65V41H63V42H61L60 43V45L61 46H59L58 45V49L59 48H61V47H63L64 48V45H66V44H68ZM208 42V43H207ZM224 42H226V43H223ZM54 43V44H53ZM71 44H74V42L72 41V42H70ZM203 43V44H202ZM220 43V44H219ZM222 43V44H221ZM229 43V44H228ZM240 43V44H239ZM38 44V45H37ZM40 44V45H39ZM169 44V45H168ZM175 44V43H174ZM210 44V45H209ZM218 44V45H217ZM245 44V45H244ZM19 45V46H18ZM25 45V46H24ZM51 45V46H50ZM131 45H134L133 47H131ZM206 45H208V46H206ZM224 45V46H223ZM226 45V46H227ZM40 46V47H39ZM52 46H54L53 48H52ZM139 46H140V48H139ZM166 46V47H165ZM203 46H206V51L208 52H206V51H204L203 52ZM209 46H211V47H209ZM212 46H214V48L215 47H219V48H216L215 50H216V52H214L215 50H214V48H212ZM221 46V47H220ZM233 46V47H234ZM42 47H44V48H42ZM51 47V48H50ZM137 47V48H136ZM163 47V48H162ZM165 47V48H164ZM208 47V48H207ZM257 46H255V48H256ZM31 48V49H32ZM143 48V49H142ZM146 48H148V49H146ZM254 48V50H256ZM264 48V47H263ZM44 49V50H43ZM62 49V48H61ZM61 49H59V50H61ZM88 49V48H87ZM86 49V50H87ZM134 49H140L139 50V52H138V50L137 51H133ZM166 49V51H164ZM204 49V50H205ZM212 53V52H214V53H212L211 55L209 54L210 52L208 51V50ZM211 49L213 50V51H211ZM227 49V50H226ZM48 50V51H47ZM51 50V51H50ZM86 50L83 52V53H85L86 52ZM146 50H148V53H147V51ZM190 50V51H189ZM200 50V51H199ZM219 50V51H218ZM234 52H233V51ZM257 50H259V48H257ZM256 50V51H257ZM46 53H45V52ZM52 53V56H54V57H52L51 56V53ZM97 51H99V48H96L95 50H94V54L97 52ZM145 51H146V53H145ZM156 51V52H157ZM225 51H227V53L229 52L230 54H228L230 57H232V56H234L233 58H229V57H227L228 55H226L227 53L225 52ZM262 51V50H261ZM263 51H264V49H263ZM262 51V52H263ZM55 52V53H54ZM59 52V53H58ZM137 52V53H136ZM151 52H153V53H151ZM163 52H165V53H163ZM184 52V53H183ZM202 54H201V53ZM239 52V53H238ZM262 52H261V54H262ZM64 53H66L67 54V56H69V57H67L65 54L63 55ZM145 53V54H144ZM161 53H159V54H161ZM206 53V54H205ZM223 53V54H222ZM233 53V54H232ZM257 53V52H256ZM259 53V52H258ZM54 54V55H53ZM60 54H62V55H60ZM80 54V53H79ZM78 54V55H79ZM153 54V55H152ZM166 54V55H167ZM185 54V55H184ZM208 54V55H207ZM111 55V52H109V54H108V56H110ZM136 56L137 58H139V60H140V63L139 64H135V63H133L132 62V60H131V58H132V56ZM151 55H152V57H153V59H152V57H151ZM183 57H182V56ZM210 55V56H209ZM225 55V56H224ZM232 55V56H231ZM242 55V57H243V60L245 61L244 63H243V60H241L242 58L241 57H239V56H241ZM248 55H251V56H248ZM259 55V57H261L260 58V60H264V54H262L261 56H260V54H258ZM39 56L40 57H42L41 59H39ZM48 56V57H47ZM208 56V57H207ZM180 57H182V58H180ZM207 57V58H206ZM223 57H227V59H226V61H227V63L228 64H226L225 63V59L223 58ZM245 57H247V58H245ZM250 57V58H249ZM43 58H47V59H43ZM56 59L55 61H54V59ZM147 58H149V61L151 62V61H154V62H149L150 64L149 65H153V67L154 68H156V73H155V76L156 77H158L159 79H163L162 77H164V79L165 80H167V78H168V80L164 83V81L162 82V86L160 87L159 85L157 86V85H155V86H152L151 84V82H149V79L147 78V76H146V71L148 70V68L147 67H144L145 66V64H144V62H145V59H147ZM151 58V59H150ZM157 58V57H156ZM180 58V59H179ZM189 58V60H187ZM245 58V59H244ZM52 59H53V61H52ZM125 59H127V61H128V63H127V66L126 67H124L123 66V63H124V61H125ZM166 59H169V58H167V56H166ZM182 60L183 62L181 63V62H179V60ZM224 61V62H222V60ZM2 60V61H1ZM3 60L4 59H0V64H1V66H3V67H5V66H8V63L7 62H3ZM98 60H100V58L98 59ZM162 60H163V62H162ZM213 60V61H212ZM155 61H156V63H155ZM178 61V62H177ZM196 61H197V59H196ZM198 61L197 62H195V63H198ZM200 61H202V63H200ZM207 61V60H206ZM211 61H212V63H211ZM219 61V62H218ZM231 61V60H230ZM251 61H253V64H251ZM169 62V63H168ZM250 64H248V63ZM43 63V62H42ZM62 63H64V65H65V67H66V69H63V68H65V67H63L64 65L62 64ZM176 63V64H175ZM194 63V62H193ZM4 64V65H3ZM44 64V63H43ZM59 64H60V66H59ZM159 64V65H158ZM161 64L163 65V66H161ZM167 64V65H166ZM169 64H171V65H169ZM177 64H180V65H177ZM208 64L206 65L207 67H208ZM242 64V65H241ZM244 64V65H243ZM67 65V66H66ZM72 65V66H71ZM175 65V66H174ZM177 65V66H176ZM202 65H204V66H202ZM0 66V67H1ZM171 66H173V67H171ZM182 66V67H181ZM205 66V67H206ZM215 66H217L216 68H214ZM219 66V67H218ZM235 66H236V64H235ZM248 66H246L245 67V69H243L244 71H246L247 72V70H249V72H247L248 74L251 72V69H250V67H249V69H248ZM165 67H167V68H165ZM175 67V68H174ZM63 70H62V69ZM71 68H73L71 71L70 70H68L67 71V69H71ZM79 68V69H78ZM172 68V69H171ZM217 68H219V69H217ZM244 68V67H243ZM214 69V70H213ZM215 69H216V73L218 72V70H221L222 72V75H223V77H224V80H225V85L222 83V82H219V81H221V80H219V79H217L218 77L216 76V78L215 77H213L215 74ZM247 69V70H246ZM255 69V68H254ZM65 70V71H64ZM77 70L79 71V72H77ZM205 70V71H204ZM253 70V69H252ZM15 69H10V71L8 72L9 74H11L12 76L13 75H15ZM55 71L58 73H60L61 75L59 76L58 74L57 75H55L54 76V73H55ZM64 71V73H62ZM71 73H70V72ZM198 71V72H197ZM42 72V71H41ZM40 72V74H42ZM54 72V73H53ZM73 72V73H72ZM206 72H208V74L206 73ZM212 72H214L213 74H211ZM254 72V70L252 71V73ZM14 73V74H13ZM226 73V74H225ZM255 73H256V69H255V72L253 73L254 75H255ZM39 74V75H40ZM56 74V73H55ZM171 74V75H170ZM218 74H220V71L218 72ZM233 74V75H232ZM162 75V76H161ZM165 75V76H164ZM182 75V77L181 78H183L182 80H186L185 82L186 83H190V84H192V83H194V85H196V87H197V85H198V87H200V86H202V84H204L203 86L205 87V88H203V86L201 87L202 89H206V90H208V92L209 93H214L211 97H215V96H217V97H213L212 98V101L213 102H216V103H213V102H210V104H212V105H210L209 104V102H208V104L206 103V105H205V107H204V105H203V108H202V110L201 111H199V109L197 110V112L200 114V113H203V114H206V113H212L211 114V116H210V114H207V117H211L212 118V120H211V118H210V121L211 122H213V123H211L210 121L208 122V123H205L203 126L206 128V126H207V129H205V128H203V131H205L206 132V134H204L205 132H202V136L203 135H205L206 136V139H209L207 142H204V140L202 141V139H201V141L203 142V143H207L206 145H204L202 142H199L198 141V139L196 140V142H195V140H193L194 141V143H195V145L197 144V146H198V143H199V146H198V149L200 150H196V151H194V152H184V151H177V152H174L173 154H174V156H173V154H171L170 155V157H172V158H174V160H176V157L175 156H180L179 158H177V160L178 161H183V159H185L183 162H188L189 160L190 161H192L191 163L189 162V164H193L192 166H189V168L190 169H192V170H194L195 169V164H201L202 166H204L203 165V163H205V167H202V169L200 170V171H197L196 169L194 170V171H192V170H190V169H188V168H185L186 170H183V168L181 169V168H179V167H176L175 168V166L174 165H172V167H171V165L169 166L168 164H166L165 165V163H161L162 165H158V166H156V164H158L159 162H161V160H159L160 158H162V156H161V154H160V152H157L156 150H154V149H150L151 151H153V152H151V151H146V149H145V153H144V150H142V149H144V147H146V143H145V139H147V137L148 136H150L151 134L149 133L150 131L151 132H153V133H155L158 129L159 130H161V126H162V131L164 130V131H166V128L165 127H163V126H166L167 127V130L169 129V128H171L172 127V118L171 117H173L174 115H176V114H174L175 112H177V111H175V104H176V106L177 107H180V105H182V103L183 102H181L182 101V99H180V98H182V97H180L181 95H179L180 93L178 92L177 93V90H179L178 89V86H176V83L175 84H173L172 85V88H173V86L175 85V87L173 88V90L174 91H172L171 92V85H170V82H172V83H174V82H182L181 80L179 81V79H181L180 78V76ZM204 75H211V76H209L211 79H212V81H214V79H216V81H214L213 83H212V81L209 79V77L208 76H204ZM221 75V76H222ZM229 76V77H226V76ZM230 75H231V77H230ZM254 75H252V78H254L253 76ZM170 76V77H169ZM179 76V77H178ZM249 76H251V74H249ZM43 77H45V78H43ZM121 77H123V78H121ZM179 78V79H177V78ZM208 78L207 79V82H206V85L207 86H209L208 87V89H207V86H205V82L204 81H202L203 80V78ZM37 80H36V79ZM41 78H42V80H41ZM173 79V80H175V81H172V80H170L169 81V79ZM196 78V79H195ZM214 78V79H213ZM229 78V79H228ZM264 78V77H263ZM8 79V77H6V80ZM31 79V81L29 82V80ZM33 79V80H32ZM187 79H188V81H187ZM200 79H202V80H200ZM261 79V80H260ZM35 80V81H34ZM193 80V82L191 83V81ZM198 80V81H197ZM206 80V79H205ZM223 80V81H224ZM42 81V82H41ZM120 81H122L123 83H121ZM196 81V82H195ZM201 81V82H200ZM208 81H209V83H208ZM217 81H218V83H217ZM59 82V83H58ZM62 82H65V83H62ZM161 82V81H160ZM169 82V84H167ZM211 82V83H210ZM229 82V81H228ZM227 82V83H228ZM239 82V81H238ZM244 82H245V84H244ZM8 83V84H7ZM42 83V84H41ZM151 83V84H150ZM177 83V84H178ZM215 83V84H214ZM223 85H222V84ZM9 84H12V85H14V86H12V85H10L9 86ZM98 84V85H97ZM163 84H164V86H163ZM166 84L168 85V86H166ZM200 84V85H199ZM216 84L217 85H219V87L218 86H216ZM222 86H221V85ZM239 84V85H238ZM256 84H257V86H256ZM20 85H21V83H20ZM33 85V87H34V90H32L33 88L32 87H30V86H32ZM44 85V86H43ZM180 85V84H179ZM193 85V84H192ZM242 85V86H241ZM260 85V86H259ZM40 86V87H39ZM224 86V87H223ZM243 86H245V87H243ZM253 86V87H252ZM262 86V87H261ZM14 87V88H13ZM167 87H170V89H168ZM176 87H177V89H176ZM221 87H223L222 89H221ZM241 87H243V88H245V91H246V93H245V91H244V89H242L241 90ZM250 87V88H249ZM259 87L262 89V91H263V93H262V91L261 90H259V91H261V93L258 95V89H259ZM11 88H12V91L10 92V90H11ZM19 89V90H17V89ZM29 88H32V89H29ZM38 88V89H37ZM43 88H45V89H43ZM247 88H249V89H252L251 91L249 90V89H247ZM29 89V90H28ZM36 89H37V92H36ZM210 89H212L213 91H211ZM226 89H229V91H230V89H232L230 92H228ZM14 90V91H13ZM50 90V91H49ZM64 90V91H63ZM147 90V91H146ZM215 90H217L218 92V94L216 95V93H215ZM220 90H222V92L220 91ZM31 91L33 92V93H31ZM44 91H46V92H44ZM146 91V93L148 94L149 93V95L147 96V94H146V96L144 97V98H141V96H142V93H144ZM219 91L221 92L220 94L222 95V97L220 96L219 97V99H220V101H219V99H218V95H219ZM243 91V92H242ZM15 92V93H14ZM27 92H28V94H27ZM41 92V93H40ZM53 92V93H52ZM123 92H129L132 96H133V100L132 101H127V99L126 98H123V96H122V93ZM170 92V93H169ZM229 93V95H227L228 93ZM251 92V93H250ZM16 93H18V94H16ZM29 93H31V94H29ZM170 95H169V94ZM211 93V94H212ZM225 93V94H224ZM255 93H257L256 94V96H254L255 95ZM53 95V96H49V95ZM174 94L175 95H177L176 97L174 96ZM224 94V95H223ZM243 94V95H242ZM246 94V95H245ZM48 95V96H47ZM179 95V96H178ZM225 95H227V96H231V98L229 99V101H228V97L227 96H225ZM242 95V96H241ZM250 95V97H251V99H248L249 97L248 96ZM257 95H258V97H257ZM224 96H225V98H224ZM264 96V94L262 95V97ZM48 99H47V98ZM49 97H50V99H49ZM68 97H67V99H68ZM170 97V98H169ZM178 97H180V98H178ZM227 97V98H226ZM233 97V98H232ZM247 97V98H246ZM252 97H253V99H252ZM256 97V98H255ZM261 97V98H262ZM17 98V99H16ZM45 98V99H44ZM216 98L218 99V101H216ZM221 98H222V100L224 99H226L227 101H222L221 100ZM244 98H246V99H244ZM62 99H64V101L65 100H67L66 98H62ZM213 99H215V101L213 100ZM231 99H233V101H234V104H232L233 102L231 101ZM244 99V100H243ZM263 99H264V97H263ZM48 100H51L52 101V103H49V102H51V101H49L48 102ZM178 100H181V101H178ZM238 100V102H237V104H235V101H237ZM255 102H253V101ZM47 101V102H46ZM178 101V102H181V104L179 103H176V102ZM210 101H211V99H210ZM222 101V102H221ZM251 101V102H250ZM229 102H231V104L234 106H230V104H229ZM246 102H249V104L248 103H246ZM252 102H253V104H252ZM44 104V105H42V104ZM220 105H218V104ZM240 103H241V105H240ZM261 105H260V104ZM218 105V106H215V105ZM226 104L229 108H233L234 109V111H233V109H232V111H233V113H232V111H230V109L228 108V107H226V105L224 106V105ZM245 104V106L248 104V105H250L251 106V104L253 105V110H254V105H255V108L256 107H259V109H257V113H253L254 111L252 110V109H250L251 107H249L248 108V105H247V108L248 109H246V108H244V107H242L243 105ZM208 105V106H207ZM49 106V105H48ZM214 106H215V108H214ZM237 106L239 107L240 106V108H241V110H242V108L243 109H245V110H247V111H249V109H250V111H252V114H254L253 116H252V114H251V112L249 111V112H247L246 113V111H245V113L244 114H247V115H244V114H242L239 118L240 119H238V117H237V119L236 118H234V119H232L231 120V122H233V123H229L230 121V118L229 117H226L225 116V114L226 113H229V112H231V114H235L236 113V110H239V111H241L240 110V108L238 109L237 108ZM260 106H262V107H260ZM173 107V108H172ZM202 107V106H201ZM235 107L237 108V109H235ZM40 108V109H39ZM191 108V107H190ZM206 108V109H205ZM217 108L219 109V110H217ZM186 109V108H185ZM192 109H193V107H192ZM191 109V110H192ZM201 109V108H200ZM216 109V111H213V110H215ZM46 110H48V107L46 108ZM190 110V111H191ZM223 110V111H222ZM226 110V111H225ZM222 112V115H221V112ZM225 111V113H223ZM228 111V112H227ZM239 111H238V113H239ZM219 114H218V113ZM170 113V114H169ZM216 113H217V115H216ZM249 113V114H248ZM200 115H202V114H200ZM200 115H198L197 114V116H200ZM214 115V116H213ZM219 115V116H218ZM250 115H251V117H250ZM28 116L29 117H31V115H25V118L26 119H28ZM168 118H167V117ZM214 118H213V117ZM216 116H218L220 119H221V117H223L222 119H221V121H219L220 119L218 118H216ZM244 116H246V117H244ZM5 117H7L6 119H8V121H10V119H11V123H17V124H21V125H23L22 124V122L24 121V119L25 118H19V117H13V116H11L12 118H9L10 116H5ZM49 117V116H48ZM241 117H242V119H244L243 121L241 120ZM247 117H248V119H247ZM129 118V116L128 117H126V118H124V119H128ZM131 118L132 117H130V122H131ZM171 120H170V119ZM227 118H229L228 120H227ZM166 119H168V120H166ZM213 119H215V120H213ZM228 121V123L229 124H227V122H225L226 120ZM236 119V120H235ZM63 120H65V119H62V117H60V122H62ZM129 120H126V121H129ZM223 120H225V121H223ZM254 120V119H253ZM133 121H134V119H133ZM132 121V122H133ZM237 121V122H236ZM64 122V121H63ZM130 122L129 123H127V124H130ZM147 122V123H146ZM168 122H170V123H168ZM224 122V123H223ZM236 122V123H235ZM65 123V122H64ZM64 123H59V125L61 126H57V127H55V128H53L52 129V131H53V134H52V139L51 140H55V141H53V143L55 142V143H58L59 145H61V146H63V145H65L66 147L68 146L69 148H71L72 146H73V148H71L70 150H69V148H66L65 146H63L64 148H66V149H64V148H62L63 149V151L65 150V151H67V153H68V155L69 156H60V155H58V153L56 154V153H50L48 156H47V160H43L42 161V163H43V166L42 167H44V169L46 170V171H48V172H50L51 174L53 173V175H55L56 173H57V170H58V168H60V169H68V170H66V172L70 175V176H74L73 178H75V182H76V180L78 181L80 178H81V176H83V175H85V174H88L89 172H90V174H88V175H90V176H94L97 172L99 173L100 171V176L101 177H99L97 174L95 175V176H98V177H95V178H102L103 180L106 178H103V176H106L108 173H111V169H112V166H113V164H111L112 166L110 167V162H107L108 160H109V158L108 157H111V159L113 158V162L115 161V158H117L118 156H119V154L118 153H116V151H110L109 149H101V148H99V143L96 141V139H95V137H93L91 134H88L87 135V137L85 136V137H81V136H84L82 133H81V135H80V133H78V132H76L75 130L76 129H82V127H83V125H82V123L80 122V121H77V122H75V123H73V125L72 126H70V127H68L67 129H65V128H63V126H65V124ZM223 123V124H222ZM64 124V125H63ZM147 124V125H146ZM207 124V125H206ZM212 124V125H211ZM217 124V125H216ZM220 124V125H219ZM231 124H234V125H236V126H234V125H231ZM63 125V126H62ZM197 125H199V124H193V125H191L192 127H194V128H196V127H198V128H200L199 126H197ZM206 125V126H205ZM217 126V127H215V126ZM228 125V126H227ZM88 126V129L90 128L91 129V127H92V125H87ZM170 126V127H169ZM211 126H213V128L211 127ZM234 128H233V127ZM258 126V127H257ZM263 126V127H262ZM237 129H239L238 131L236 130V128ZM244 129H243V128ZM212 128V129H211ZM215 128V129H214ZM229 128H232V129H235V130H233V134L232 135H234L235 134V132L239 135V137L237 136V141H235V140H233L235 137H236V134L234 135L235 137H233L232 135H231V133H232V131L231 130H229ZM252 128H253V130H252ZM258 128H259V130H258ZM90 129H89V131H90ZM92 129H93V127H92ZM147 129V130H146ZM156 129V130H155ZM214 129V130H213ZM218 129V130H217ZM226 129H228V131H231V133L230 132H227V130ZM242 129H243V132L244 133H249V135L248 134H246V136H243L242 134H241V131H242ZM248 129H250V130H248ZM263 129V130H262ZM140 132H139V131ZM153 130V131H152ZM154 130H155V132H154ZM207 130V131H206ZM211 130V131H210ZM216 130H217V132H216ZM221 130H223L222 132H220ZM226 130V131H225ZM245 130V131H244ZM256 130V131H255ZM131 131V132H130ZM142 131H144V132H142ZM209 131V132H208ZM214 131L216 132V133H214ZM250 131H251V133H250ZM262 131V132H261ZM75 132L77 133V134H79V135H77V134H75ZM92 132V131H91ZM142 132V133H141ZM158 132V131H157ZM156 132V133H157ZM159 132H161V131H159ZM226 132V133H225ZM242 132V133H243ZM252 132L254 133V135H252ZM257 132V133H256ZM137 134V135H134V134ZM141 133V134H140ZM210 133V134H209ZM211 133H214L215 135L216 134H218V135H220L219 137H218V139H220L218 142L222 145V146H220V144L215 140V139H217V138H211L213 135H211ZM220 133H223L224 135H221ZM243 133V134H244ZM75 134V135H74ZM85 134V133H84ZM140 134V135H139ZM86 135V134H85ZM144 137H142V136ZM211 135V136H210ZM218 135H216V136H218ZM228 135V136H227ZM231 135V136H230ZM241 135V136H240ZM247 135H248V137H247ZM74 136V137H73ZM75 136H76V138H75ZM138 136V137H137ZM141 136V137H140ZM205 136H203V137H205ZM210 136V137H209ZM216 136H213V137H216ZM75 140H72V138ZM202 137V138H203ZM228 137H230V138H228ZM231 137H232V140H231ZM244 137H247V138H245V140H244ZM263 137V139H261L260 140V143H262L263 144V142H264V136H262ZM78 138H80V139H78ZM82 138V139H81ZM98 138H100V137H98ZM130 138V139H131ZM239 138V139H238ZM130 139H128V140H130ZM231 141H230V140ZM71 140H72V142H71ZM141 142H140V141ZM211 140V141H210ZM214 140V141H213ZM227 140H228V142L229 143H231V144H229L228 142H227ZM43 142H44V140H42ZM192 141V142H193ZM206 141V140H205ZM222 141V142H221ZM244 141H246V142H244ZM75 142V143H74ZM87 142V143H86ZM144 142V143H143ZM187 142H189V143H191L192 144V142L191 141H187ZM226 142V143H225ZM249 142V143H248ZM54 143V144H55ZM78 143H82L83 144V146H84V150L82 149L81 150V148H77V145H75V144H78ZM200 143H202L201 145H204V146H201L202 148H200ZM210 143V145H208ZM218 143V144H217ZM234 143V144H233ZM242 143H248L247 144V147L245 148V146H246V144L244 145H242ZM41 144H42V142H41ZM72 144V145H71ZM84 144H86V145H84ZM88 144V145H87ZM125 144V143H124ZM225 144H226V147H225ZM241 144V145H240ZM13 145L14 146H20V139L19 138H15V139H13ZM42 145H44V146H49L50 144H48V143H46V140H45V142L42 144ZM71 145V146H70ZM74 145L76 146V147H74ZM194 145V144H193ZM215 145H217V146H215ZM229 145V146H228ZM230 145H231V147H230ZM234 145H235V147H234ZM124 146V145H123ZM206 146V147H205ZM208 146V147H207ZM224 146V147H223ZM239 146V147H238ZM244 146V147H243ZM216 147V148H215ZM249 147V148H250ZM240 148H242V149H240ZM245 148V149H244ZM74 149V150H73ZM227 149L228 150V152L227 151H225V150ZM71 150H73L72 152L74 153V154H76V150H77V153H78V151H79V153H80V151H82V152H84V153H82V154H84V155H82L81 153V155L80 154H78V155H80L79 156V158L81 157V158H83V160L87 157V159H88V156H89V158L90 157H92V155H94V157H92L93 159H96V161H94L95 162V165H94V162L92 161V160H87V159H85L84 160V162H83V160H81V159H79V158H77L78 157V155L77 156H75L72 152H71ZM92 150H94L95 152L93 153L92 152ZM142 150V151H141ZM202 150V151H201ZM203 150H205V151H203ZM242 150V152H243V150H244V152L242 153V155H243V157L241 156V153H240V151ZM64 151V152H65ZM69 151H70V154H69ZM88 151H89V153H88ZM97 151V152H96ZM24 152V151H23ZM92 153V155L90 156V154ZM183 152V153H182ZM225 152V153H224ZM99 153H100V156H99ZM148 153V154H147ZM182 153V154H181ZM190 153V154H189ZM228 153V155H226ZM233 153H235V155H232ZM73 154V155H72ZM86 154H88V155H86ZM141 154V155H140ZM179 154V155H178ZM193 154V155H192ZM219 154H221V155H219ZM230 154V155H229ZM239 154V155H238ZM67 155V154H66ZM70 155H72V156H70ZM86 155V156H85ZM96 155V156H95ZM101 155H103L104 157L106 156V158H103ZM129 155V156H130ZM139 155H140V157H139ZM182 155V156H181ZM192 155V156H191ZM200 155V156H199ZM237 155V156H236ZM76 157V159H75V157ZM82 156H84V157H82ZM102 157V159H107L108 158V160H105L106 162H104L101 158V161L100 160H98L99 158H96V157ZM134 156V157H133ZM143 156V157H142ZM198 158H196V157ZM213 156V157H212ZM227 156H229V158L227 157ZM231 156H235V157H232V158H230ZM239 156H240V158H239ZM136 157V158H135ZM242 157V158H241ZM70 158V159H69ZM72 158H73V160H72ZM135 160V161H137L136 163V168L135 167H133L132 165L130 166L129 165V162L128 161H132L131 162V164H133V159ZM181 158V159H180ZM193 158V159H192ZM196 158V159H195ZM202 158H203V160L205 161H203L202 160ZM252 158H254L253 156H251V159ZM118 160H119V157L117 158ZM116 159V160H117ZM121 159V158H120ZM132 159V160H131ZM139 159H144L142 162H141V160L139 161ZM148 161H147V160ZM180 159V160H179ZM187 159V160H186ZM195 159V160H194ZM201 159V160H200ZM220 159V160H221ZM237 159H239V160H237ZM75 160V161H74ZM98 160V161H97ZM196 162H194V161ZM200 160V161H199ZM212 160H214V159H212ZM234 161H235V159H233ZM89 161V162H88ZM110 161V160H109ZM120 161V160H119ZM118 161V162H119ZM134 161V162H135ZM147 161V164L146 163H144V162H146ZM156 161V162H155ZM157 161H159V162H157ZM229 161V160H228ZM241 161H242V163H241ZM244 161V162H243ZM255 161V160H254ZM253 161V162H254ZM73 162V163H72ZM77 162H80V163H82V164H80V163H77ZM91 162V163H90ZM99 164H98V163ZM104 163V164H102V163ZM120 162H123V161H120ZM125 162H123V163H125ZM149 162H151V164L149 163ZM198 162V163H197ZM206 162L207 163H209L208 165L206 164ZM105 163H108L109 164V166L107 165V164H105ZM153 163V164H152ZM249 163H251V162H249ZM90 164H92V165H90ZM101 164V165H100ZM146 165V167H145V165ZM188 164V165H189ZM74 165V166H73ZM103 165V166H102ZM139 165H143L142 167L141 166H139ZM152 165H155V167H152V169H154V171L155 170H161V171H163L164 169L166 170V171H164V172H167L168 170V179L171 177V176H174V177H171L170 179H169V182H167V181H164V179L166 180L167 178L165 177L164 179L163 178H161V180L163 181H161L160 179H156L155 181H157V184L152 180H147V179H145L144 177L146 176V171H147V169H150L151 170V167L150 166ZM220 165V166H219ZM57 166H60V167H57ZM72 166V167H71ZM90 166H92V167H90ZM106 166H108V167H106ZM139 166V167H138ZM147 166L149 167V168H147ZM197 166V165H196ZM207 166V167H206ZM61 167H63V168H61ZM77 169H76V168ZM129 167H130V170H129ZM132 167V168H131ZM171 167V168H170ZM192 167V168H191ZM221 167V168H222ZM74 168V169H73ZM139 168V169H138ZM144 168V169H143ZM158 168V169H157ZM162 168V169H161ZM207 168V169H206ZM59 169V170H60ZM79 169L81 170V174H80V171H79ZM138 169V170H137ZM172 169L174 170L173 172H174V175H172L173 174V172H172ZM179 169L180 170H183V171H191V172H189V173H187L186 174V172L183 174L181 171L179 172ZM206 169V170H205ZM144 170H146L145 172H144ZM206 171L205 172V174H204V172H202V171ZM261 172H264L263 170H264V165L261 167ZM259 170V171H260ZM69 171V172H68ZM89 171V172H88ZM107 171H108V173H107ZM110 171V172H109ZM120 171H118V173L120 172ZM175 171L176 172H179V173H175ZM208 171H210L211 173L210 174H212L210 177H208V175H210L209 173H208ZM79 172V173H78ZM88 172V173H87ZM103 172H106L105 174L103 173ZM147 172H149V171H147ZM151 172H153L152 170H151ZM169 172H171V175H170V177H169ZM194 172V173H193ZM195 172H196V175H195ZM199 172V173H198ZM250 172L251 173H253V174H250ZM249 173H247L251 178L253 177H255L256 179L259 177V175H258V177H256L257 176V174H258V172H256L255 173V171L254 170H252V171H250ZM103 173V174H102ZM128 173V174H127ZM180 173H182V177H179L181 174ZM191 173V175H192V177H191V175H189V177L187 176L186 178L184 177L183 178V176H185V175H188V174H190ZM193 173V174H192ZM256 175H255V174ZM67 174V175H68ZM144 174V175H143ZM177 174V175H176ZM180 174V175H179ZM202 174V175H201ZM246 173L245 174H242L241 176H245V177H249L248 175H247ZM78 175H80V176H78ZM127 175H129V176H127ZM131 175V176H130ZM177 177H176V176ZM195 177H194V176ZM57 176H58V174H57ZM57 176L55 175V179H54V181H53V183H55L56 185H59V184H61V185H59L58 187L60 188V191H62V193L63 194H65L64 196H65V198H66V201H67V203H69L70 205H71V207H72V205H73V207H72V209H77V207H79V205H80V203L79 202H76V201H74L72 198L74 197V193H72L73 192V190L76 188V189H78L77 187H79L80 189H84L87 185L85 184H83L82 182V184H80V182H79V185L77 184L78 182H76L75 184H77V186H75V184H74V180H73V178L72 177H70V176H68V177H70V181L69 180H67V181H65V183L66 184H64V181H62L61 179L59 180V179H56L57 178ZM196 176H198V178L196 177ZM205 177V178H202V177ZM80 177V178H79ZM250 177L248 178V179H250ZM72 178V179H71ZM77 178H79V179H77ZM137 178V179H136ZM174 178V179H173ZM183 178V179H182ZM141 179V180H140ZM142 179H143V181H142ZM167 179V180H168ZM177 179V180H176ZM179 179V180H178ZM184 179H186V180H184ZM204 179H206L205 181H204ZM215 181H214V180ZM217 179V178H216ZM73 180V182L71 183V181ZM109 180V179H108ZM107 180V178H106V180L105 181H108ZM129 180V179H128ZM142 181V182H140V181ZM145 180L146 181H149V183H147L146 184V182H145ZM189 180V181H188ZM211 180H212V182H211ZM110 181H111V179H110ZM109 181V182H110ZM151 181V182H150ZM160 181V182H159ZM188 181V182H187ZM144 182H145V184L148 186V188H146V186H145V184H144ZM152 182H154V183H152ZM162 182V184L160 185V183ZM177 184H176V183ZM186 182V183H185ZM190 182V183H189ZM208 182V183H207ZM213 182H214V184H213ZM220 182H222V183H220ZM59 183V184H58ZM71 183V184H70ZM132 184V186H131V184ZM165 183V184H164ZM174 183H175V186H174ZM184 183V184H183ZM64 184V185H63ZM129 184V185H128ZM135 184V185H134ZM155 184L156 186L154 187L153 185ZM164 184V185H163ZM189 184V185H188ZM216 184H218V185H216ZM220 184H223L222 185V187H220L221 185ZM66 185V186H65ZM74 185V186H73ZM126 185V186H125ZM186 185V186H185ZM209 185V186H208ZM213 185V186H212ZM214 185H216V188L214 187ZM248 186H249V184H247ZM246 185V186H247ZM65 186V187H64ZM127 188H125V187ZM131 186V187H130ZM173 186V187H172ZM75 187V188H74ZM122 187L126 190H121L122 189ZM130 189H129V188ZM182 187H184V188H182ZM208 187V188H207ZM212 187V188H211ZM219 189H218V188ZM92 186H87L86 188H85V191L88 193V195L90 196L91 195V197L92 198H94V196L96 197V198H98V199H96V205L98 206V204H101V203H104L103 205H106L105 204V202H103V201H107L106 200V198L107 197H109V195L111 194V189L110 190H106V191H103V192H98L97 193V191L95 190V192L97 193V194H94V191H93V189L94 188H92ZM144 188V189H143ZM149 188H152V190H153V188H154V191H156L157 192V195H153V194H156V192H154V191H152L151 190V192H153L152 194H151V192H149ZM155 188H158L157 190H155ZM191 188V189H190ZM199 188H198V190H199ZM25 189H27V192H30V190L28 189V187H27V185L25 186ZM93 191V193L92 194H90L91 192H88V191ZM129 189V190H128ZM148 189V190H147ZM160 189H163L164 190V192H162ZM221 189V190H220ZM203 190V189H202ZM214 190V192H217L219 195H213L214 193H212V191ZM223 190H225V192L223 191ZM228 190V191H227ZM243 190H245V191H243ZM243 190H240L241 192H242V194L241 193H239L240 195H242V196H240L239 194V197L237 196V194H234V196H233V198H237V199H241V198H244V199H246L247 197H246V195L248 196V198L246 199V200H248L249 199V195H250V193H249V190L247 189H243ZM75 191V190H74ZM110 191V192H109ZM122 191V192H121ZM126 193H125V192ZM131 191V192H130ZM144 191V192H143ZM147 191V192H146ZM166 191H168V192H166ZM222 191V192H221ZM240 191H237V192H240ZM26 192V193H27ZM106 192H108L107 193V195H106ZM128 192V193H127ZM169 192H171V193H169ZM184 192H185V190H184ZM186 192H188V191H186ZM221 194H220V193ZM231 192V193H230ZM234 192H236V191H234ZM236 192V193H237ZM70 193H72V194H70ZM101 193H102V195H101ZM149 193V194H148ZM158 193H160V194H158ZM163 193V194H162ZM195 193H196V191H195ZM227 193V194H226ZM248 193H249V195H248ZM99 194V195H98ZM103 194H104V197H103ZM118 194V195H119ZM127 196H125V195ZM133 194V193H132ZM133 194V195H134ZM71 195V196H70ZM122 195H124L127 199H125V198H122V197H124V196H122ZM130 195V196H129ZM145 195V196H144ZM166 195V196H165ZM188 195V194H187ZM226 195H227V197H226ZM103 197L104 199H102L101 197ZM111 196V195H110ZM156 197V199H155V201H154V198ZM168 196V197H167ZM215 196V197H214ZM217 196H219V197H217ZM143 197V198H142ZM75 198V197H74ZM121 198V199H120ZM132 198V197H131ZM142 198V199H141ZM183 198V199H184ZM219 198V199H218ZM95 199V198H94ZM153 199V200H152ZM164 199V200H163ZM172 199V200H171ZM200 199H201V201H200ZM262 199H264V198H262ZM72 200V201H71ZM129 202H128V201ZM152 200V201H151ZM157 200V201H156ZM159 200L160 201H162V202H159ZM74 201V203H72ZM101 201V202H100ZM126 201V202H125ZM154 201V202H153ZM194 201V202H193ZM196 201V202H195ZM199 201H200V204H199ZM213 201H215V200H213ZM71 202V203H70ZM100 202V203H99ZM111 202V203H110ZM118 202V203H117ZM122 202H120L117 206L118 207H123V203ZM159 204H158V203ZM163 202V203H164ZM261 203V206H260V204L259 203ZM115 203L113 202L112 204L113 205H111V206H113V207H105V208H102L101 210L98 208V209H96V210H100V212L101 213H104L103 215L105 216L106 215V217L107 216H109L110 215V213H111V217H112V219H110V217H109V220H111L114 224H112V222L111 221H109L108 223H109V225L111 224V226H109V228L110 227H112L113 225H115V226H113L112 227V229H113V231H112V229L110 228H108V227H105V226H101L102 228L103 227H105V229L107 228L108 230L106 231L104 228V230H103V233H102V230L100 231V229H98L97 228V231L95 232L94 231V233L97 235V236H99L98 238V240H100L101 239V237H103V239H101L102 241H100V242H102V244H103V246H102V249H103V247H105L106 245V247H105V250H108L109 248H111L112 247V242L113 241H115L116 239H114V237H113V235L116 237V229L117 228H119L120 226H117V225H122L123 223H124V221L127 219H125V218H123V216L124 217H128L129 215H125V213H123V215H122V212H123V210H120V208L119 209H117L118 207H115ZM196 203V204H195ZM202 203V204H201ZM254 203H256V201L254 202ZM253 203V201H252V204L250 203L248 206H246V208H243V211H241V209L240 210H238V213L240 214V215H242L241 217L242 218H244L243 220L245 221V222H247L248 223V217L245 215H243L245 212H247V211H253V210H256V209H261V208H263V204L262 203H264V200H263V202H262V200L261 201H257V203L256 204H254ZM68 204V205H69ZM121 204H122V206H121ZM127 204V205H128ZM161 204V205H160ZM196 206H195V205ZM69 205V206H70ZM75 205V206H74ZM78 205V206H77ZM95 205V206H96ZM120 205V206H119ZM140 205V206H139ZM144 205V206H143ZM147 205V206H146ZM201 205V206H200ZM256 205V206H255ZM94 206V207H95ZM151 208V210H152V212H151V210H150V208ZM153 206V207H152ZM155 206V207H154ZM193 206H194V209H193ZM213 207V209H212V207ZM257 206H259V208H257ZM142 207H146L145 208V210H146V215H145V211H143L144 213H139V212H142V210L141 209H143ZM92 208V207H91ZM91 208L90 209H88L89 211L91 210ZM115 208V209H114ZM231 208V209H230ZM104 209V210H103ZM113 209H114V211H113ZM165 210H166V208H164ZM203 209H204V211H203ZM245 209V210H244ZM250 209V210H249ZM118 211V212H116V211ZM138 210V211H137ZM141 210V211H140ZM148 210H150L149 212H151L150 214L148 213ZM154 210V211H153ZM165 210H163V211H165ZM198 210V211H199ZM210 210H212V211H210ZM214 210L216 211V212H214ZM223 210V211H222ZM226 210V211H225ZM231 210V211H230ZM115 212L116 214L117 213H121L120 215H116L115 213L114 214H112L113 212ZM153 212H155L154 213V216L156 217H154L153 216ZM158 212V213H157ZM220 214H219V213ZM222 212V213H221ZM223 212H224V214H223ZM244 212V213H243ZM261 212V211H260ZM109 215H108V214ZM132 213H136V214H132ZM203 213V214H204ZM217 213V214H216ZM226 213V214H225ZM139 214H141L140 216H138ZM151 214H152V216L154 217V219L152 218V216H151ZM222 214V215H221ZM122 215V216H121ZM150 215V218L148 217ZM214 215V216H215ZM225 215V216H224ZM119 216H121V217H119ZM143 216H144V218H143ZM223 216V217H222ZM244 216V217H243ZM115 218V219H114ZM119 218V219H118ZM147 218V219H146ZM153 220H152V219ZM125 219V220H124ZM149 219H151V222H149L148 223V221H150ZM147 220V221H146ZM123 222V223H122ZM168 223V222H167ZM166 223V224H167ZM146 224V225H145ZM152 224V225H151ZM165 224V229H167L166 231H169L171 228L170 227H168V224L169 225H171L170 223H168L167 225ZM183 225V224H182ZM181 225V226H182ZM117 226V227H116ZM184 226V225H183ZM182 226V227H183ZM262 226H264V224L262 225ZM146 228L145 230L143 229V228ZM168 227V228H167ZM182 227H181V229H180V236L178 237V239L181 241V242H183L182 241V239H184L185 240V242H188L187 240H192L193 238L195 239L196 237H197V235H195L196 234V232L194 233V232H192L190 229H187L186 230V228H183L182 229ZM185 227V226H184ZM149 228V229H148ZM142 229H143V231H145V232H143V234L141 233L142 232ZM148 229V230H147ZM151 230L149 231L150 232V234L152 233L151 232ZM190 230V231H189ZM248 230V227L247 226H244V225H242L240 228H239V231L241 232V234H244L245 233V231H247ZM99 232H100V234L102 233V236L99 234ZM115 232V233H114ZM139 232V233H138ZM114 233V234H113ZM148 233V234H147ZM186 233V234H185ZM106 234H111L110 236L111 237H109V238H113L114 240H110L109 238H108V236L109 235H106ZM140 234V235H139ZM184 234V235H183ZM194 234V235H193ZM182 235H183V237H182ZM191 235H193L192 237H191ZM106 236V237H105ZM143 236H141L142 238H143ZM104 237H105V240H104ZM141 237H137L138 239H140ZM190 237L192 238V239H190ZM106 238H108V239H106ZM119 238V237H118ZM105 241H107V243H105ZM108 241L109 242H111V243H109L108 244ZM179 241V242H180ZM179 242L177 241V245H181V244H179ZM190 242V241H189ZM87 244H89V245H92V243H87ZM86 244V245H87ZM200 244V243H199ZM105 245V246H104ZM111 245V246H110ZM222 246H223V248L222 247H220V249L218 250L217 249V252L216 253H214L215 255L214 256H211V259L212 260H214V257H215V260L214 261H212L210 258H208L209 260H207V261H209V262H205V260L206 259H204V261H202L203 259L201 258V259H199V258H197V254L196 253H198L200 250H201V248H199V246H197V245H195V246H189V247H186L185 246V251H187L186 252V254L187 255H181V256H171V257H173V259H170L171 260V262L169 263V264H181L182 262H186V261H188V260H190V259H192V258H194L193 257V255L194 254H196L195 256V259H194V262L193 263H195V264H211V262H212V264H214V262L216 263L218 260H220V257L224 254V252H225V249H227V246L225 245H223L222 244ZM87 247H91V246H87ZM109 247V248H108ZM201 247V246H200ZM198 248H199V250H198ZM62 249V245H60L59 246V248L57 249V250H61ZM104 250V249H103ZM219 251V252H218ZM222 251V252H221ZM148 252H146V251H144V252H142L139 256L140 257H144V256H147L148 254H147ZM220 253H223L222 255H219ZM262 253V252H261ZM261 253H255L256 255L254 256V253L253 254H249L250 256V258L248 257V259H252V261H255L259 256H260V254ZM49 254V252H46V253H44V255L43 256H47ZM147 254V255H146ZM259 254V255H258ZM239 256H240V254H238ZM191 256H192V258H191ZM50 257H53V254H52V256H50ZM170 257V258H171ZM218 257V260L216 259ZM187 259V260H186ZM55 260H57V258H55ZM211 260V261H210ZM118 264V263H117ZM159 264H164V263H161V262H159Z\"/></svg>",
	"mask_w": 264,
	"mask_h": 264
}]
</instances>
